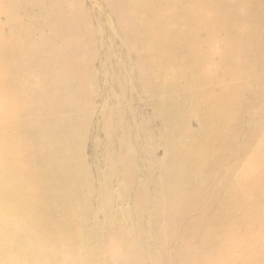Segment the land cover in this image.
I'll return each instance as SVG.
<instances>
[{
    "label": "rangeland",
    "instance_id": "rangeland-1",
    "mask_svg": "<svg viewBox=\"0 0 264 264\" xmlns=\"http://www.w3.org/2000/svg\"><path fill=\"white\" fill-rule=\"evenodd\" d=\"M30 1H32V2L38 1V3L37 4L35 3L31 9V7H30L31 5L29 6V3H28ZM30 1L29 0H22V1L21 0H8V1L7 0H3V1L0 0V5H1L0 6V41L4 40L5 42L8 43V44L5 43L6 47H5V45L3 46L0 43V93L4 92L7 94V96L5 98L1 97V95H0V264H62V263L63 264H71V263L72 264H77V263H79V264H103V263L104 264H120L121 263V264H123L124 260H125V264H159V262H160V264H187L189 261L191 262V263L189 262L190 264H226V263L227 264H230V263L231 264H233V263L241 264L240 262L243 261V256H242V254L240 255V253L246 252L247 247L245 245V242H243V240H242V243L239 241V235L241 233L240 231H242V232L245 231L247 225L244 224L245 222L240 223V218L245 214V207L251 216V206H252L251 204H254V203L259 204V206H258L259 210H262L264 212V192H263L264 191V168H263V164H262L263 162L260 163L261 158L259 157V156L263 157V155L260 153L262 150L258 149L260 143L264 142V117H263V113H264L263 112L264 111V89H263L264 88L263 87L264 86V83H263L264 77H262V75L264 76V70H263V68H264V66H263V64H264V50H262V48L264 49V43L261 42L262 40L264 41V39H263L264 34L262 33V32H264V25H263L264 24V4H263L264 0H260V3L262 2V5L259 4V2L257 3L258 5L261 6V7L258 6V8L256 7L257 5L255 3H253V5H252L251 2H246L244 0V1L238 2L234 8L231 6L232 8L231 7H225V8H227L226 10L224 8L223 9L221 8V10H219V11L213 10L212 14L211 13L209 14L210 11L206 13L203 9H201L202 4H198V5L194 6V8H195L194 10H195V12L199 18L207 17V19L209 21L215 22L214 24H216L218 22H220V24H223V21H224V27H225V29H222L219 33L214 29V27H212L214 29V31H211L209 33V34H211L210 36H212V38H210V41L207 44V51L211 54L212 61L206 64L207 65L206 71L208 73H210V72L216 73L217 72L218 78H221V80L223 79V83H222L223 86L221 87L222 90L219 89V90H221L222 93H220L219 97H220V101H222L224 99L226 101L225 102L222 101V103H217V100L216 101L210 100L212 105H209V106L211 108L212 113L214 114V113L220 112V110H225L229 114L231 119L228 118L227 119L228 121H224L223 124H220L219 122L214 123V126H216L214 129H216L217 131L216 130H213V131H215V134H217V135L213 138V140H212L213 143H212V141L207 143L205 148H202L201 145H199V144H200L201 140H203L202 137L204 136L203 133L205 130H206L207 134L211 133L212 129H209L211 125L210 126H207V125H209L208 122H210V124H213V122H212L213 120H212V118H210V117L207 118L205 116V111L203 110V108L200 107L201 105L196 104L197 106L195 105V107L193 108V103L197 99V95H195V93H193V90L191 88H189V86L186 88L185 82L178 77V74L181 71V69L187 68L186 66L184 67V65L183 66L177 65V66H175V68L173 67L171 70L168 69L169 71H171L170 73H173L172 76L174 78L162 79V78H160V75H159V76H157L159 79L158 80L159 82L156 81L152 85H149L151 87H148V85H144V86L142 85L141 86L137 82H135L134 84H136V87L138 86L137 89L140 91V93L142 92L141 94H143V95H141L139 93L140 95L138 94L139 97L137 99H135V97H133V95H132V99L126 97L127 99L124 98V100H123V98L119 97L117 89L114 86L113 87L115 89H113L112 86L109 87V79L108 78L106 79L104 74L102 75V73L100 72V69H96V67L99 65V60H100L99 58H100L101 54H103V52H104V49H101L100 44H98V43L103 38L106 39V37L109 34H112L113 32H112V30H110V27L108 25L103 26L102 28L99 29L97 26L96 19H93V18L95 17V18H97V20L102 19L99 21H102L103 23H105V21H107L109 23V20L110 21L113 20L111 17H113V18L117 17V16H115V14H114V16H111L112 10H111V14L108 11H106L100 3L101 0H90V1L84 0V2H83V0H79L78 3H77V0H47V1L46 0H30ZM39 1H40V3H39ZM85 1L86 2L88 1V3L85 4ZM130 1L131 2H137L136 0H129L126 2H130ZM178 1H181V0H178ZM203 1L204 2H214L215 6L217 5L218 2H220V4H221V2H225L222 0L221 1H219V0H196L195 2H203ZM6 2H7V5H6ZM65 2L70 3L71 5L66 4ZM147 2H149V1H147ZM19 3L21 5H19ZM40 4H42V5H40ZM80 4H81V6H80ZM54 5H56V6H54ZM72 5L74 8L73 10H71ZM125 5H127V4H125ZM41 6H42V10L39 9ZM77 6H79V7H77ZM83 6H84V8L85 7L86 8L84 9ZM87 7H88V9H87ZM249 7H250V9H249ZM253 7H255V8H253ZM9 8H10V10H9ZM46 8H47V10H46ZM82 8L84 9L83 11L88 12L90 14V17L92 18L91 25H93L91 27H93V28H86L85 24H83L82 21H79L80 20V18H79L80 13L83 14L82 11L80 10ZM94 8H96V9H94ZM256 8L259 9V11L257 10L258 12L255 10ZM37 9H39V10H37ZM77 9L80 10V13H78V14H76L77 11H75ZM91 9H92V12H91ZM125 9L128 10L129 6H126ZM205 9H207V7ZM2 10H4V11L2 12ZM13 10H14V12H13ZM32 10L35 13L33 15H29V17H28V15H26V13H28ZM102 10L104 11V13L101 16L99 14ZM251 10H254V11H251ZM73 11H75V13ZM248 11H249V13H248ZM250 11H251V14H250ZM253 12L254 13L256 12L258 14H253ZM16 13H17V15H16ZM24 13H25V16L23 15ZM53 13H54V18L52 20L50 18V14H53ZM38 14L41 16H39ZM74 14H76L77 16H75ZM47 15H49V16H47ZM55 15L57 16V18H55ZM68 15H69V17H68ZM73 15L76 19L73 17ZM78 15H79V17H78ZM256 15H258L259 17ZM32 16H34V17H32ZM45 17H46V19H45ZM217 17H218V19H217ZM257 17H258V19H257ZM17 18H19L20 20ZM93 20H94V22H93ZM53 21L54 22L59 21V22L55 23L56 24L55 25ZM114 21H115V19H114ZM39 22H40V24H39ZM47 22H49V25L47 24ZM232 22L234 23V25ZM258 22H260V23H258ZM50 23L52 25H50ZM25 24H27V27H29V25L32 26V29L35 30V31H32L30 33L32 35V37L30 36V38H32V41H31L32 44L38 43V41H36L38 38H40L41 40H42V38L43 39L47 38V40L45 39V43L48 44V42H49L48 40H50V43H52V44L49 43L50 46L51 45L53 46L55 43L58 44V41H59V44L58 45L55 44L54 47L52 48V50L50 49L49 50L50 52L46 53V55H48V56L53 55V54L57 55L55 52H57L58 54H61L62 52H64L61 55L62 56L64 55L65 58L67 57L68 63L71 59H73V62L77 61V62H75L76 64L78 62L79 63H82V62L85 63V64L82 63L81 72L79 71L77 73L78 77L77 76L74 77L73 72H75V71L71 72L70 67H68V65H67V60L65 59L66 60V63H65V60H62V57H60L61 55H59L61 61H60V59H59V62H58V60L56 61L59 63V64H57L58 65L57 69H58V73H59L58 78L62 77L61 81H63L64 79H69L70 82H73L72 86L70 87V92H72L73 94H71L68 91L69 89L67 90L68 95H66L67 100L65 99V101H68V103L64 102L62 107H60L61 104H57L56 105L57 107H55L53 110L50 111L48 109V106H47L48 103H45V106H38V102H36V98L35 97L32 98L33 96L30 94V91H29L30 88L28 89V88L22 87V89H21V87L19 85L17 87L16 81H13L16 79L15 78V75H16L15 74V65H14L15 63H14V61H13L14 64L11 63L12 61L9 58V54H7V53H9L8 51L10 50L11 46H12V48H13V46L16 48L17 43H18L17 42L18 38H17V35L15 33H14L15 35L11 34L10 31H13L12 28H14V31H17L20 33V31L22 30L21 27L22 26L25 27L26 26ZM94 24H95V26H94ZM35 25H37V26H35ZM262 25H263V29H262ZM258 26H259V28H258ZM36 27H37V30H36ZM49 27H52V28L50 29ZM82 27H83V29H82ZM215 27H217V26H215ZM10 28H11V30H10ZM25 28H23L22 33H20L21 36H22V34H23V36L24 35L27 36V34H25V32H23L24 30H26ZM85 28L88 31L91 30L92 32L91 31L88 32ZM104 28H106V29H104ZM61 29H62V31H61ZM84 29H85V31H87L86 33H85V31H82ZM94 29H96V30H94ZM6 30L8 33L6 32ZM37 31H39V32H37ZM82 32H83V35H82ZM95 32L97 34H95ZM19 33H17V34L19 35ZM26 33H28V32H26ZM35 33H37V34H35ZM71 33H72V35H71ZM260 33H261V39H260V37H258V36H260ZM30 34H28V36H27L28 39H29ZM39 34H41V36ZM54 34H56V35H54ZM75 34H77V35L75 36ZM86 34H89V37ZM8 35L10 36V38ZM37 35H39V36H37ZM57 35H59V38ZM98 35H99V37H98ZM73 38H74V41H73ZM245 38L247 40L246 42H245ZM7 39H10V40L13 39L12 40L13 43ZM55 39H57V40H55ZM63 39L65 42L64 43L65 46H64V44H62ZM75 39H76L77 43L75 42ZM33 40L36 43H34ZM88 40H89V42H88ZM15 42H17V43H15ZM93 42L94 43L96 42V44L94 45ZM259 42H261V44ZM235 43L237 44V46ZM246 43H247V45H245ZM47 44H45V45H47ZM74 44H75V46H73ZM78 44H80V45H78ZM105 44L108 45L107 42H105ZM69 45H70V47H69ZM85 45H86L87 50H84ZM90 45H91V47H90ZM57 46L60 50L57 49ZM71 46H72V48H71ZM92 46L96 47L97 49L92 48ZM65 47H66V49H65ZM88 47H90L89 48L90 50L88 49ZM68 48H71V50H73V48H74V51H71V53H65V52H68ZM79 48L81 49V51ZM259 48H260V50H259ZM55 49H57V50H55ZM93 49L95 52L96 51L99 52L98 58H96L97 55L95 54ZM54 50H55V52H54ZM77 50H79V51H77ZM245 50H247L246 51L247 53L245 52ZM87 51H90L89 54L87 53ZM146 51H147V49H146ZM229 51H231V52L229 53ZM248 51H249V53H248ZM252 51H254V52H252ZM255 51H256V53H255ZM258 51L259 52L261 51L262 55H261V53H258ZM81 52H83L82 54L87 53L86 56H85V54L82 56ZM163 52H165V51L164 50L160 51L159 54L162 55L163 57H167V56H164ZM239 52L241 54H239ZM245 53L248 55L247 57L245 56L246 55ZM66 54H68V56H65ZM148 54H149L150 58H158V57H156L158 54L156 51H155V53L150 52ZM256 54H259V55H256ZM71 55H73L74 58ZM76 56L77 57L79 56V57L76 58ZM91 56L92 57L94 56V57L92 58ZM225 56L228 57L227 60H226ZM86 59H88V60H86ZM232 59H234V60H232ZM85 61H88V62L86 63ZM63 62H64V65H62ZM95 62H97V64ZM224 62L225 63L227 62L228 65H227V63L224 64ZM258 62H259V64H258ZM11 64H12V67L11 66L9 67V65H11ZM140 65H139L140 68H138V71L142 75L144 73V72H142V70L144 71L145 67L142 64H140ZM188 65L191 66L192 63L189 62ZM60 66H61V69H62V66H64L63 71L59 68ZM83 66H84V68H83ZM180 66H181V68H180ZM222 66H224V67L227 66V68H224V67L222 68ZM251 66H252V68H251ZM177 67H179L180 70H178L176 72ZM256 67H258V68H256ZM64 68H66V69H64ZM68 68L70 69L69 70L70 72L67 71ZM238 68H239V70H238ZM246 68L248 70H246ZM59 69H60V71H59ZM139 69L140 70L142 69V70L140 71ZM84 71L86 72V75H85ZM241 71H242V73H241ZM252 71H253V73H252ZM236 72H238V73H236ZM239 72H240V74H239ZM64 73H66V74H64ZM97 73H98V75H97ZM213 73L211 74L212 76L214 75ZM79 74H81V75H79ZM237 74L239 75V77L236 76ZM241 74H242V76H240ZM253 74H254V76H253ZM65 75H66V77H65ZM71 75H72V77H71ZM256 75L259 78H257ZM3 76H5V78H6L5 83L8 85V88L7 87L5 88L6 91L3 90V87L1 86V83H2L1 78ZM13 77L15 79H12ZM178 78H179V80H181V82L178 80ZM215 78H217V77H215ZM161 79H162V81H161ZM171 79H172V81H171ZM253 79H254V81H253ZM75 80L80 84H78V83L76 84ZM79 80H80V82H79ZM177 80H178V82H180L179 84H178ZM230 80H234V81L231 83ZM249 80H250V82H249ZM261 80H263V81H261ZM92 81H94V82H92ZM173 81L176 83V85L173 83ZM259 81L261 82V85H259V83H260ZM14 82H15V84H14ZM91 82H92V84H91ZM164 82H165V86H164ZM256 82H258V83H256ZM19 83H21V78L18 80V84ZM159 83H160V85H157ZM96 84L99 86H97ZM100 84H102V85H100ZM154 84H156L157 86ZM90 85H93V86H91L92 89L89 87ZM171 85L173 86L174 89L171 87ZM177 85H179V86L176 87ZM158 86H159V88H158ZM160 86L165 87L167 89L163 88V90H162V87H160ZM140 87L142 90L140 89ZM76 88H77V90H76ZM95 89H97V91H95ZM105 89H107V90H105ZM153 89H155L154 93H152ZM248 89L252 92H249ZM102 90H103V92H102ZM108 90L110 91V93L112 91V93L116 96L115 98H118L117 104L115 101L113 103V105H114L113 110L117 109L116 113L120 117H122L121 118L122 125H123L122 127L124 129H127V130L130 127H131V129L133 128L132 130L129 129V130H131L130 134L127 135L129 139L124 140V144L121 141L118 142V140H120L122 135L114 132L113 127H115V122H114V120L110 119V117H108L109 116L108 113L111 112V101H113V99L110 101L107 98ZM164 90H165V92H164ZM171 90H173L174 93H172ZM258 90L261 92H259ZM24 91H28V92H25L27 94V98L25 96L26 94L24 93ZM113 91H115V92H113ZM58 92L59 93H57V91H56V93H55L56 97L61 96L60 95L61 92L60 91H58ZM76 92H78V93H76ZM147 92H148V95H147ZM160 92L163 93L164 96H161L162 94ZM18 93H20V96ZM165 93H166V95H165ZM169 93H171V94H169ZM247 93H249V95ZM254 93H256L255 94L256 99H254ZM74 94H76V95L74 96ZM79 94H80V96H79ZM102 94H103V96H102ZM158 94L161 96L162 103H165L164 106L162 104L159 105L161 100L159 99L160 96ZM167 94H169V95L167 96ZM177 94H178V96L176 97ZM93 95H94V97H93ZM171 95H172V97H171ZM16 96H18V98H20L21 100L17 99ZM145 96L147 97V99L149 97L148 100L151 102H149L148 100L146 101ZM70 97L73 99H71ZM178 97L180 98V101L178 100L179 99ZM28 98H32V100H30ZM96 98H98V99H96ZM166 98H168V99L166 100ZM171 98H172V100L174 99V101H172ZM14 99H15V101H14ZM16 99L19 101H17ZM129 99H131V100H129ZM143 99H144V101H142ZM259 99H261L259 101V103L260 102L261 103L258 105L257 102ZM70 100H71V103L69 102ZM75 100L76 101L79 100V102L77 101V103H76ZM101 100L102 101L104 100V101L102 102ZM107 100L109 101V103H107ZM126 100H127V102H125ZM133 100L136 101V103ZM184 100H186V102ZM26 101H31L30 106L32 109L30 108L28 103H26ZM72 101H75V102H72ZM84 101H85V104H87V105L84 104ZM89 101H90V103H89ZM100 101H101V103H100ZM163 101H165V102H163ZM251 101L253 104H251ZM255 101H256V103H254ZM19 102L21 104H19ZM22 102H23V104H22ZM143 102H144V104L145 103L146 104L144 105ZM173 102H175V103H173ZM247 102H248V104H247ZM14 103H15V105H14ZM78 103H79V107H78ZM132 103H134V104H132ZM170 103H171L172 107H170V106L168 107V104L170 105ZM65 104H66V107H68L69 111L70 110H71V112L73 111L72 112L73 116L71 115V112L69 114L68 109H66V107H65ZM80 104H81V107H80ZM182 104H183V107H182ZM262 104H263V106H262ZM19 105H21V107ZM73 105H75V106H73ZM122 105H124V106L126 105V106L124 107ZM138 105H139V107H138ZM173 105H175V106L173 107ZM223 105H225V106H223ZM132 106H135V107H132ZM143 106H144V108H143ZM187 106H188V108L190 107L189 108L190 110L189 109L186 110ZM38 107H41L42 111H39ZM101 107H103L102 110H101ZM128 107H129V111H128V109L126 110V108H128ZM136 107H138V109H136ZM258 107L260 109L263 108V110L260 111ZM140 108H142V109H140ZM249 108L250 109L252 108L250 113H249V111H250ZM16 109H18V110H16ZM74 109H76V110H74ZM120 109H122V110H120ZM257 109H258V111H257ZM64 110L65 111L67 110V111L65 112ZM242 110H243V112H242ZM31 111H33V112H31ZM100 111H102V112L100 113ZM42 112H44V114ZM67 112H68V115H66ZM90 112H92V114ZM142 112L144 114H142ZM259 112H262V113H259ZM33 113L34 114L38 113L39 116H38V114L35 116V115H33ZM97 113L99 114L98 117H97ZM244 113L246 115H244ZM42 114H43V116H41ZM250 114H252L253 118L251 116H249ZM92 115H94L95 118H94V116L92 117ZM155 115L157 116L156 117L157 120L154 119ZM196 115H197V117L201 116L200 120L201 119L202 120L197 121V119H195V118H197ZM14 116H16V117H14ZM69 116H72V117H69ZM75 116H77L78 118ZM145 116H146V118H145ZM167 116H168V118H167ZM193 116H195V117H193ZM106 117H108V118L106 119ZM140 117H141V119H140ZM176 117L178 118V120ZM180 117L182 118L181 122L179 121ZM162 118H164V120ZM203 118H204V120H203ZM233 118L235 121H229V120H232ZM260 118L262 119V122H261ZM34 119H35V121H34ZM68 119L70 120V123H69ZM133 119H134V121H132ZM135 119H136V121H135ZM53 120L55 121L54 124L50 123ZM93 120H95L96 122ZM110 120H112L113 123ZM189 120H190V122H189ZM217 120L218 119L216 118V121ZM248 120H249L250 124L247 125V123H249ZM74 121L76 122L75 125H73V123H75ZM79 121H80V123H79ZM128 121L131 123H129ZM137 121L138 122L141 121L143 124H141V122L138 123ZM148 121H150V122H148ZM48 122L50 124H49V126H46V123H48ZM108 122H109V125L106 124ZM124 122H125V124H124ZM135 122H136V124H134ZM38 123H39V125H37ZM63 123H64V125H63ZM152 123H153V125H152ZM189 123H191V124H189ZM218 123H219L220 127H218V125H217ZM232 123H233V125H232ZM245 123H246V125H245ZM92 124H93V126H92ZM101 124L103 127L101 126V128H100ZM104 124H106V125H104ZM126 124L129 125L130 127L129 126L125 127ZM137 124H139L140 126L139 125L137 126ZM144 124H145V126H144ZM180 124H181V126H179ZM201 124L203 127L201 126ZM228 124L230 126L229 131L226 128V126ZM34 125H36V126H34ZM61 125H63V126H61ZM72 125L75 127H73ZM76 125H77V127H76ZM135 125L137 127H141L142 125H143L142 126L143 128L146 127L145 130L143 129V131H145L143 133H146V134L141 133V134H143V136H140V133L135 131V128H137ZM147 125L151 126L150 128H153L155 125L154 129H156V133L158 132V134H156V136L158 138H154V137H156V136H154L155 134H152V137L150 136L151 134H149L147 132V130H148ZM235 125H237L238 127ZM256 125H258V126H256ZM37 126L44 129V130L41 129L44 137H41L42 136L41 132L35 130L36 129L35 127H37ZM87 126H88V128H87ZM107 126H109V127H107ZM229 126H227V127H229ZM61 127L63 128L64 131L63 130L61 131V129H62ZM239 127H240V129H239ZM189 128L191 129L190 131H188ZM202 128H205V129H202ZM206 128H208L209 130ZM250 128H251V131L249 130ZM252 129H254V130H252ZM105 130H107V131H105ZM162 130H163V132H162ZM185 130L188 132H185ZM193 130H196L195 133ZM33 131H35L36 133ZM218 131H220V132H218ZM239 131H240V133H239ZM253 131H254V133H253ZM68 132H71V133H68ZM159 132H160V134H159ZM165 132H167V133H165ZM190 132L192 135L190 134ZM45 133H47L46 136H45ZM74 133H75V135H74ZM136 133H139L140 138H138V136L137 137L135 136ZM238 133H239V135H238ZM30 134H31V136H29ZM38 134H40L39 136L41 138H39ZM77 134H79V135H77ZM83 134L86 136H84ZM220 134H222V135L220 136ZM243 134H245V135L243 136ZM115 135H116V138H115ZM173 135H175V136H173ZM179 135L181 136L180 138L183 137L182 139L184 140V142L182 139L179 138ZM94 136H96L95 137L96 139L93 138ZM149 136L151 137L150 139H149ZM159 136H160V138H159ZM194 136H195V138H194ZM36 137L38 139H36ZM45 137H47V138H45ZM216 137H218V138H216ZM230 137H232V138H230ZM34 138H35L34 141H36V140H39V141L34 142L33 141ZM188 138H189V140H188ZM221 138H223V142H222ZM240 138H241V140H240ZM49 139H51L52 141H49ZM82 139L85 141L83 142ZM115 139H117V140H115ZM139 139H141V140H139ZM28 140H30V141H28ZM46 140H48V141H46ZM144 140H147V141H144ZM154 140L156 142H154ZM178 140L180 142L179 144H177ZM233 140H234V142H233ZM31 141H32L33 145L31 144ZM46 142H48V143H46ZM73 142H74V145L72 144ZM77 142H79V146L77 145L78 144ZM92 142L94 144L96 142L97 143H96V145H94ZM107 142H108V144H107ZM171 142L173 143L172 145L170 144ZM227 142L229 145L227 144ZM81 143H85V144L83 145ZM162 143H164V144H162ZM166 143L168 144V148H167ZM47 144H48V146L50 144V146H52V148L50 146L47 147ZM69 144H71V146ZM127 144H129V145H127ZM174 144H175V146H174ZM104 145H105V147H104ZM114 145H115V147H113ZM152 145H153V147H152ZM76 146H77V148L74 150V148ZM83 146H85L84 147L85 149H83ZM96 146H97V148H96ZM131 146H133V147H131ZM135 146H137V148ZM226 146H228L230 148V150L228 147L226 149L229 150V151L227 150V152H228V154H231V155H227V152H226L225 153L226 156L224 157L222 155L224 152L221 151V149L223 150ZM255 146H256V148H255ZM107 147H108V149H107ZM177 147H178V149H177ZM216 147H218V148H216ZM243 147H244V149H243ZM138 148H139V150H138ZM184 148H187V149L184 150ZM60 149H62V152ZM140 150H141V152H140ZM148 150H150L151 152H149ZM83 151L85 154L83 153ZM128 151H129V153H128ZM146 151H148L147 152L148 154L146 153ZM231 151H232V153H230ZM240 151H241V153H239ZM234 152L236 154L235 156H233ZM199 153H200V155H199ZM204 153L206 156H204ZM49 154H52V156H54L55 162H54V166L52 167V169L48 168L44 164V161H43L44 157L49 155ZM115 154H116V156L114 157ZM117 154H119V155H117ZM80 155L83 157H81ZM88 155L90 157L91 156L92 157L90 158ZM94 155H96V160H95ZM86 156H88V157H86ZM242 156H243V158H242ZM93 157H94V159H93ZM139 157H140V161H138ZM79 158L80 159L82 158L83 161L82 160L80 161ZM187 158H188V160H187ZM224 158H226V160ZM227 158H228V160H227ZM117 159H120V161ZM219 159H221V160H219ZM151 160H152V163H151ZM130 161H132V162H130ZM142 161H144V163H142ZM158 161H159V163H158ZM61 162H62V164H61ZM94 162L97 165H95ZM115 162H117L118 164L121 163L120 164L121 166ZM235 162L237 164H235ZM124 163H126V164H124ZM135 163H136V165H135ZM155 163H156V165L153 166L152 164H155ZM165 163H167L168 165ZM112 164H114V165L116 164V165L114 166ZM132 164H134L135 166ZM158 164H160V166ZM170 164H173V165H170ZM174 164L176 165V167L174 166ZM207 165H209L210 167ZM59 166H60V168H58ZM132 166H133V170H132ZM162 166L164 169L162 168ZM170 166H174V167H170ZM218 166H219V168H218ZM113 167H115L117 169L118 173H115L116 169ZM97 168L100 169V172H99V169L96 170ZM154 168L155 169L157 168L158 171H156L157 169L155 170ZM165 168L166 169L169 168V170H166ZM205 168H206V170H205ZM89 169H91V171H89ZM144 169H145V171H144ZM230 169H231V172H230ZM240 169L242 171L241 174H240ZM247 169H249L251 172L252 186H254L253 190H251V187L246 185V184H248L247 182H245V183L241 182L243 184L241 186L240 183H238V179L236 177L238 174L244 175L243 173H245V171ZM35 170L37 171V173ZM92 170L94 171V173L92 172ZM226 170H228V171H226ZM61 171L63 172V174H61L62 173ZM201 171H202V173H201ZM215 171H217L216 174H215ZM56 173H58V174L60 173V174L58 175ZM114 173H115V176H114ZM173 173H175L178 177ZM144 174H146L145 175L146 177L144 176ZM178 174L180 175V177ZM202 174L204 177L201 176ZM233 174L235 177H233ZM117 175H119V176H117ZM121 175H123V176H121ZM125 175H127L128 177ZM170 175H171V177H169ZM206 175L208 178H206ZM50 176L51 177L53 176V177L50 179ZM157 176L159 177V179L157 178ZM100 177H101V179H100ZM143 177H144V179H143ZM164 177H166V178H164ZM168 177H169V179H167ZM230 177H232L233 181H235V187L227 188L225 185H223V180H224V178H230ZM58 178L60 180H57ZM150 178H152L154 181ZM84 179H86V180H84ZM161 179H163V181H161ZM180 179H182V180H180ZM66 180H68V181H66ZM166 180H168V181H166ZM70 183H72V184H70ZM148 183H150V184H148ZM156 183L158 184V186L156 185ZM142 185H143L144 189H143ZM154 185H156V186H154ZM161 185H163V186H161ZM95 186H96V188H95ZM93 187L95 189H93ZM157 187H159V189ZM199 187H200V189L197 190V188H199ZM146 188H148V189H146ZM164 188H166V189H164ZM201 188H203V190ZM248 188H249V190H248ZM257 188L261 189L262 192H257L256 191ZM161 189L165 190L164 191L165 194H164L163 190H161ZM80 190H81V192H79ZM90 190H92V191H90ZM167 190H169V192ZM186 190H187V192H186ZM219 190H220V192H219ZM174 191H176V192L174 193ZM223 191H226L227 195H228V200H227L226 204L222 203L223 194H224ZM94 192H95V194H94ZM100 192H101V194H100ZM151 192H153V193H151ZM192 192H195V194ZM222 192H223V194H222ZM72 193H74L73 196H72ZM81 193L82 194L85 193V194L82 195ZM196 193H197V195H196ZM99 194L102 196V198H101V196L99 197ZM156 194H157V196H156ZM208 194H210V195H208ZM172 195H173V197H172ZM194 195H196V196L194 197ZM62 196H64V199ZM82 196L84 197V201H83ZM90 196H93V197H90ZM75 197L76 198L78 197V198L76 199ZM168 197H169V199H168ZM106 198H107V200H106ZM157 198H160L161 200L157 199ZM172 198H173V200H172ZM187 198L193 199L195 201V205L193 206V204H194L193 200L187 201L188 200ZM151 199H152V201H151ZM53 200H54V202H53ZM170 200H171V202H170ZM154 201H156V202H154ZM160 201H161V203H160ZM84 202H85V204H84ZM139 202H140V204H138ZM188 202H190L192 205L190 203L188 204ZM115 203H116V205H115ZM95 204H96V206H94ZM134 204H136V205H134ZM157 204L159 205L158 207H157ZM197 205H199V206H197ZM52 206H53V209H52ZM85 206L87 207V209ZM99 206H100V208H99ZM174 206H176L177 208L176 207L174 208ZM188 206H189L190 212H193V213L187 212L188 210L186 208H188ZM83 207H84L85 211H84ZM114 207H116V208H114ZM56 208H57V210H56ZM122 208H124V209H122ZM183 208H184V210H183ZM210 208H212V209H210ZM181 209L183 210L182 211L183 213L182 212L178 213V210L181 211ZM99 210L101 212H103L102 213L103 215L101 214V212ZM128 210H129V212H128ZM152 211H153V214H152ZM145 212H147V213H145ZM94 213H95V215H93ZM185 213H186V215H185ZM189 213L191 215H188ZM196 214H198V215H196ZM226 214L228 215V217L231 216L232 221L236 220V215H237L238 225H240V226H238V225L237 226L236 225L225 226L223 222L225 221V215ZM83 216H85L86 219ZM121 216L123 218H121ZM137 216H140V217H137ZM212 216H213V219H212ZM192 217L194 220L192 219ZM263 217H264V213H263ZM128 218H129V220H128ZM94 219H95V221H93ZM140 219H142V220H140ZM168 219H169V221H168ZM199 219L201 222L199 221ZM82 220H83V222L84 221L87 222L88 220L90 222L86 223V226H85V223H83ZM137 220L138 221L140 220V221L138 222ZM174 220H176V222ZM214 220L216 223L214 222ZM97 221H98V223H96ZM101 221H102V223H101ZM103 221L105 222V224ZM189 221L191 222V224ZM192 221L194 223H192ZM158 222H160V223H158ZM138 223H140L141 225ZM162 223H163V225H162ZM93 224H94L95 228H93ZM189 224L191 226H193L195 224V227L198 225L197 226L198 228L197 227L195 228L193 226L192 230H194V231H192L191 226H189ZM169 225H171L172 227ZM88 227L92 230L91 231H90V229L88 230ZM96 227L98 230L96 229ZM104 227H106V229ZM213 227H215V228L213 229ZM99 230L101 233L99 232ZM101 230L104 232H102ZM153 231H155V232L153 233ZM158 231H159V233H158ZM185 231H187V234ZM190 231H192V232H190ZM95 232H97V233H95ZM137 232H138V234H137ZM92 233L93 234L95 233V234L92 235ZM169 233H171V234H169ZM191 233L193 234L192 237H190ZM89 234H90V236H89ZM96 234H97V236H96ZM100 234H101V236H100ZM126 234H127V236H126ZM131 234H132V237H131ZM211 234H212V236H211ZM226 234L228 235V238L226 237ZM91 236H94L93 239ZM144 236H146V237H144ZM159 236L161 237V239L163 241H161ZM95 239H96V241H95ZM103 239H105L106 241ZM123 239H125V241ZM135 239H137L138 241ZM147 239H148V241H146ZM208 239H209V241H208ZM87 240L89 242L86 243ZM91 240H94V241H91ZM56 241H57V243L55 244ZM61 241H62V243H61ZM101 241H102V243H101ZM134 241H136V242L134 243ZM182 241H183V243H182ZM97 243H98V245H97ZM79 244H82L83 247L80 246ZM90 244H92V245H90ZM153 244H155V245L153 246ZM104 245H106L107 247ZM145 245H147V246H145ZM57 246H59L61 248H59ZM65 246H67V247L65 248ZM69 246H70L71 250H70ZM93 246H95L96 248ZM114 246H115V248H114ZM132 246H134V247H132ZM50 247H51V249H50ZM52 247H53L54 251L52 250ZM90 247L92 250L90 249ZM152 247H153V249H152ZM87 248H89V249H87ZM100 248H101V250H100ZM105 248H107V249H105ZM174 248H177V249H174ZM182 248H183V251H182ZM208 248H210V249L208 250ZM78 249H80L81 251L82 250H84V251H82L80 253V251ZM154 249H157V250H155L156 252L154 251ZM58 250H60V252ZM177 250H178V252H176ZM51 251H53V252H51ZM66 251H67V253H69V251H71L70 255L66 254ZM95 251H96V253H95ZM103 251H104V253H103ZM127 251H128V254L126 253ZM137 251H139V252H137ZM91 252H93L94 254H92ZM124 253H126V255ZM62 254L65 257L64 261H63ZM64 254H66V255H64ZM81 254H82V256H81ZM123 254H124V256H122ZM157 254H158V256H157ZM76 255L77 256L79 255L80 257L78 256V258H77ZM83 255L85 257H83ZM96 255H98V256H96ZM181 255H183L182 257H184V258H182ZM89 256H90V258H89ZM119 256H120V259H119ZM156 256H157V258H156ZM95 257H96V260H95ZM115 257H116V259H115ZM121 257H123V258H121ZM154 257L156 258V260L154 259ZM75 258H76V260H75ZM110 258H112V259H110ZM158 258H159V260H158ZM245 258H246V256H245ZM84 259L86 262L84 261ZM88 259H89V261H88ZM91 259H93V260L91 261ZM175 259H177V260H175ZM221 259H224V260L221 261ZM55 260L58 262H56ZM74 260H75V262H74ZM82 260H83V262H82ZM114 261H116V262L113 263Z\"/></svg>",
    "mask_w": 264,
    "mask_h": 264
},
{
    "label": "bare ground",
    "instance_id": "bare-ground-1",
    "mask_svg": "<svg viewBox=\"0 0 264 264\" xmlns=\"http://www.w3.org/2000/svg\"><path fill=\"white\" fill-rule=\"evenodd\" d=\"M3 1V0H2ZM8 1V0H7ZM22 1V0H21ZM30 1V0H29ZM47 1V0H46ZM88 1H90V0H88ZM88 1L86 2L85 1V4L86 3H88ZM126 1H129V0H101V5L104 7V9L106 10V11H108L110 14H111V10H112V14H111V16H114V14H115V16H117V17H111L113 20H109V23L107 22V21H105V23H103L102 21H99V20H102V19H99V20H97V18H95L94 16V18L93 19H96V22H97V26H98V28L100 29V28H102L103 26H106V25H108L109 27H110V30H112V34H109L107 37H106V39H104L103 37V39L102 40H100V42L98 43V44H100V48L101 49H104V52H103V54H101V56H100V60H99V65L96 67V69H100V72L102 73V75L104 74V76L106 77V79L108 78L109 79V87L110 86H114L116 89H117V92H118V94H119V97L120 98H123V100H124V98H126V97H128V98H131L132 99V95H133V97H135V99H137L139 96H138V94L140 93V91L137 89L138 88V86L136 87V84H134L135 82H137L139 85H148V87H151V86H149V85H152L153 83H155L156 81H158L159 79H158V77L157 76H159L160 75V78H162V79H169V78H174L173 76H172V74L173 73H170L171 71H169L168 69H172L173 67L175 68V66H177V65H181V66H183L184 65V67L186 66L187 68H184V69H181V71L179 72V74H178V77L181 79V80H183L184 82H185V84H186V88L189 86V88H191L192 90H193V93H195V95H197V99L195 100V102L193 103V108L195 107V105L197 104H199V105H201L200 107L201 108H203V110L205 111V116L207 117V118H212V122H213V124H210V122H208L209 123V125H207V126H210V128L209 129H212L211 130V133H208L207 134V132H206V130L204 131V133H203V137H202V139L203 140H201V142H200V144L199 145H201V147L202 148H205L206 147V144L207 143H209V142H211L212 140H213V138L217 135V134H215V131H213V130H216V129H214L216 126H214V123H216V122H219L220 124H223L224 123V121H228L227 119L228 118H230V116H229V114L225 111V110H220V112H217V113H212V111H211V108H210V106L209 105H212V103H211V101L210 100H214V101H216L217 100V103H222V101L223 102H225L226 100L224 99V100H222V101H220V93H222L221 92V87L223 86L222 85V83H223V79L221 80V78H218V73L216 72V73H213V72H210V73H208L207 71H206V67H207V63H209V62H211L212 61V57H211V54L207 51V44L209 43V41H210V38H212V36H210L211 34H209L211 31H214V29L219 33L222 29H225V27H224V21H223V24H220V22H218V23H216V24H214L215 22H213V21H209L208 19H207V17H202V18H199L198 17V15L196 14V12H195V8H194V6L195 5H198V4H202L201 5V9H203L206 13L207 12H209V14L211 13L212 14V11L213 10H216V11H219V10H221V8L223 9H227V8H225V7H235L236 5H237V3L238 2H241V1H244V0H222V1H225V2H221V4H220V2H218L217 3V5L215 6V4H214V2H195L196 0H181V1H178V0H136L137 2H126ZM147 1H149V2H147ZM219 1H221V0H219ZM246 2H251V4L253 5V3H255L257 6V8H258V6H260V5H258L257 3L259 2V4H261L262 5V2L260 3V0H245ZM44 2V1H43ZM76 2V1H75ZM79 2V0H77V3ZM83 2H84V0H83ZM264 2V1H263ZM24 3V2H23ZM26 3V2H25ZM29 3V6L31 7V9H32V6L36 3H38V1L37 2H32V1H30V2H28ZM39 3H40V1H39ZM47 3V2H46ZM66 3V2H65ZM98 3V2H97ZM96 3V4H97ZM55 4V3H54ZM66 4H70V3H66ZM83 4V3H82ZM92 4V3H91ZM125 4H127V5H125ZM264 4V3H263ZM6 5H7V2H6ZM19 5H21L20 3H19ZM40 5H42V4H40ZM71 5V4H70ZM1 6V5H0ZM38 6V5H37ZM54 6H56V5H54ZM80 6H81V4H80ZM126 6H129V9L128 10H126L125 9V7ZM36 7V6H35ZM67 7V6H66ZM77 7H79V6H77ZM93 7V6H92ZM207 7V9H205ZM231 7V8H232ZM245 7V6H244ZM261 7V6H260ZM259 7V8H260ZM39 8V7H38ZM57 8V7H56ZM83 8H84V6H83ZM80 9L81 11H82V13L83 14H81L80 13V10L79 9H77V10H75V11H77L76 12V14H78V13H80V17H79V15H78V17L80 18V20L79 21H82V23L83 24H85V26H86V28H93V27H91V26H93V25H91V20H92V18L90 17V14L88 13V12H85V11H83L84 9ZM91 8V7H90ZM100 8V7H99ZM218 8V9H217ZM253 8H255V7H253ZM255 9L256 11L258 10L259 11V9ZM36 9V8H35ZM40 10H42V6L39 8ZM39 9H37V10H39ZM50 9V8H49ZM52 9V8H51ZM68 9V8H67ZM74 8H73V5L71 6V10H73ZM87 9H88V7H87ZM94 9H96V8H94ZM229 9V8H228ZM237 9V8H236ZM249 9H250V7H249ZM9 10H10V8H9ZM46 10H47V8H46ZM70 10V11H71ZM230 10V9H229ZM234 10V9H233ZM4 10H2V12H3ZM50 11V10H49ZM64 11V10H63ZM75 11H73L74 13H75ZM237 11V10H236ZM251 11H254V10H251ZM251 11H250V14H251ZM257 11V12H258ZM13 12H14V10H13ZM40 12V11H39ZM44 12V11H43ZM52 12V11H51ZM91 12H92V9H91ZM95 12V11H94ZM263 12V11H262ZM21 13V12H20ZM35 12L32 10V11H30V12H28V13H26V15H28V17H29V15H33ZM55 13V12H54ZM54 13L53 14H50V18L53 20V18H54ZM103 13H104V11L102 10L101 12H100V14L99 15H103ZM246 13V12H245ZM248 13H249V11H248ZM14 14V13H13ZM68 14V13H67ZM76 14H74L75 16H77ZM97 14V13H96ZM253 14H258V13H254L253 12ZM4 15V14H3ZM16 15H17V13H16ZM24 16H25V13L23 14ZM39 15V14H38ZM74 15H73V17H74ZM109 15V14H108ZM5 16V15H4ZM21 16V15H20ZM39 16H41V15H39ZM46 16V15H45ZM47 16H49V15H47ZM97 16V15H96ZM201 16V15H200ZM254 16V15H253ZM256 16H258V15H256ZM18 17V16H17ZM31 17V16H30ZM32 17H34V16H32ZM44 17V16H43ZM68 17H69V15H68ZM259 17V16H258ZM258 17H257V19H258ZM20 18V17H19ZM19 18H17V19H19ZM55 18H57V16L55 15ZM75 18V17H74ZM101 18V17H100ZM255 18V17H254ZM22 19V18H21ZM44 19V18H43ZM45 19H46V17H45ZM76 19V18H75ZM114 19H115V21H114ZM217 19H218V17H217ZM7 20V19H6ZM20 20V19H19ZM3 21V20H2ZM12 21V20H11ZM22 21V20H21ZM49 21V20H48ZM57 21V20H56ZM54 22V24L55 23H58V22ZM77 21V20H76ZM18 22V21H17ZM46 22V21H45ZM50 22V21H49ZM49 22H47V24L49 25ZM78 22V21H77ZM93 22H94V20H93ZM11 23V22H10ZM29 23V22H28ZM31 23V22H30ZM80 23V22H79ZM233 23V22H232ZM243 23V22H242ZM258 23H260V22H258ZM20 24V23H19ZM22 24V23H21ZM24 24V23H23ZM39 24H40V22H39ZM61 24V23H60ZM230 24V23H229ZM237 24V23H236ZM257 24V23H256ZM255 24V25H256ZM26 26V28L25 27H21V29L23 30V28H25L26 30H24L23 32H25V34H27V36H28V34H30L32 31H35L34 29H32V26H30L29 25V27H27V24H25ZM50 25H52L51 23H50ZM56 25V24H55ZM64 25V24H63ZM81 25V24H80ZM79 25V26H80ZM214 25V26H213ZM233 25H234V23H233ZM258 25V24H257ZM264 25V24H263ZM263 25H262V29H263ZM35 26H37V25H35ZM42 26V25H41ZM84 26V27H85ZM94 26H95V24H94ZM215 26H217V27H215ZM260 26V25H259ZM259 26H258V28H259ZM40 27V26H39ZM38 27V28H39ZM212 27H214V29L212 28ZM261 27V26H260ZM50 29L52 28V27H49ZM54 28V27H53ZM85 28V29H86ZM13 29V31H14V28H12ZM16 29V28H15ZM81 29V28H80ZM79 29V30H80ZM82 29H83V27H82ZM85 29L84 30H82V31H85ZM104 29H106V28H104ZM10 30H11V28H10ZM22 30L20 31V33H22ZM36 30H37V27H36ZM46 30V29H45ZM54 30V29H53ZM77 30V29H76ZM75 30V31H76ZM87 30V29H86ZM94 30H96V29H94ZM10 31L11 32V34H16L17 35V38H18V43L17 42H15V43H17V46H16V48L13 46V48H12V46L10 47V50L8 51L9 53H7V54H9V58L11 59V63H13V61H14V65H15V78L13 77L12 79H15V80H13V81H16V84H17V87H18V85L21 87V89H22V87L23 88H30L29 89V91H30V94L33 96H31L32 98H36V102H38V106H45V103H48V109L51 111V110H53L55 107H57L56 105L57 104H61V106L60 107H62V105H63V103L64 102H67L68 103V101H65V99H66V95H68V93H67V90L70 92V87L72 86V84H73V82H70V80L69 79H64L65 77H66V75H65V77L63 78L64 80L63 81H61V78H58V76H59V73H58V65L57 64H59L58 62H59V59H60V57H62V60H67V65H68V67H70V69H71V72L72 71H75V72H73V76L74 77H76L77 76V73L80 71L81 72V65H82V63H75V62H77V61H75V62H73V59H69L70 61H69V63H68V59H67V57L65 58L64 57V55L62 56L61 54L62 53H64V52H62L61 54H58L57 52H55V50H57V49H59L58 48V46H57V49H55L54 50V52L57 54V55H50V56H48V55H46V53H49L50 51V49L52 50V48L54 47V45L56 44H54L53 46L51 45L50 46V44H52V43H50V40H48L49 42H48V44L47 43H45V39L47 40V38H42V40L40 39V38H38L36 41H38V43H36V42H34V40H33V42L34 43H36V44H32V38H30V36L32 37V35L30 34L29 35V39L27 38V36H23V34H22V36L24 37H22L21 35H20V33L19 32H17V31ZM58 31V30H57ZM61 31H62V29H61ZM69 31V30H68ZM71 31V30H70ZM81 31V30H80ZM88 31V30H87ZM87 31H85V33L87 32ZM91 31V30H90ZM90 31H88V32H90ZM228 31V30H227ZM6 32H7V30H6ZM9 32V33H10ZM19 33V35L17 34V33ZM26 32H28V33H26ZM37 32H39V31H37ZM92 32V31H91ZM94 32V31H93ZM97 32V31H96ZM95 32V34H97ZM229 32V31H228ZM256 32V31H255ZM262 32V31H261ZM8 33V32H7ZM103 33V32H102ZM263 34H264V32H262ZM14 34V35H15ZM35 34H37V33H35ZM65 34V33H64ZM63 34V35H64ZM91 34V33H90ZM40 36H41V34H39ZM39 35H37V36H39ZM54 35H56V34H54ZM71 35H72V33H71ZM74 35V34H73ZM77 34H75V36H76ZM81 35V34H80ZM82 35H83V32H82ZM88 37H89V34H86ZM94 35V34H93ZM259 35V34H258ZM257 35V36H258ZM9 36V35H8ZM36 36V37H37ZM43 36V35H42ZM48 36V35H47ZM58 36V38H59V35H57ZM67 36V35H66ZM97 36V35H96ZM217 36V35H216ZM35 37V38H36ZM44 37V36H43ZM52 37V36H51ZM68 37V36H67ZM95 37V36H94ZM98 37H99V35H98ZM258 37H260V39H261V33H260V36H258ZM8 38V37H7ZM9 38H10V36H9ZM75 38V37H74ZM74 38H73V41H74ZM96 38V37H95ZM94 38V39H95ZM16 39V38H15ZM49 39V38H48ZM61 39V38H60ZM70 39V38H69ZM88 39V38H87ZM99 39V38H98ZM259 39V38H258ZM264 39V38H263ZM7 40H9V41H11L12 42V40L13 39H7ZM41 40V41H40ZM55 40H57V39H55ZM59 40V39H58ZM66 40V39H65ZM71 40V39H70ZM255 40V39H254ZM247 40H246V38H245V42H246ZM260 41V40H259ZM53 42V41H52ZM55 42V41H54ZM75 42H76V39H75ZM80 42V41H79ZM83 42V41H82ZM85 42V41H84ZM88 42H89V40H88ZM87 42V43H88ZM105 42H107L108 43V45H106L105 44ZM243 42V41H242ZM261 42H263L264 43V41L262 40ZM261 42H259L260 44H261ZM0 43L4 46L5 45V43L6 44H8L7 42H5L4 40H1L0 41ZM13 43V42H12ZM50 43V44H49ZM65 42H64V39H63V43L62 44H64ZM74 43V42H73ZM77 43V42H76ZM75 43V44H76ZM94 43V42H93ZM244 43V42H243ZM251 43V42H250ZM45 44H47V45H45ZM58 44H59V41H58ZM58 44H56V45H58ZM75 44L73 45V46H75ZM82 44V43H81ZM96 44V42L94 43V45ZM223 44V43H222ZM236 44V43H235ZM257 44V43H256ZM259 44V45H260ZM16 45V44H15ZM78 45H80V44H78ZM245 45H247V43L245 44ZM64 46H65V44H64ZM67 46V45H66ZM236 46H237V44H236ZM262 46V45H261ZM5 47H6V45H5ZM9 47V46H8ZM69 47H70V45H69ZM81 47V46H80ZM90 47H91V45H90ZM90 47H88V49L90 48ZM257 47V46H256ZM259 47V46H258ZM71 48H72V46H71ZM71 48H68V52H65V53H71V51H74V48H73V50H71ZM86 48V45L84 46V50H87V48ZM92 48H94V49H97L96 47H93L92 46ZM91 48V49H92ZM245 48V47H244ZM65 49H66V47H65ZM80 49V48H79ZM83 49V48H82ZM94 49H93V51H94ZM99 49V48H98ZM100 49V50H101ZM146 49H147V51H146ZM229 49V48H228ZM240 49V48H239ZM7 50V49H6ZM60 50V49H59ZM90 50V49H89ZM165 51V52H163V54H164V56H167V57H163L162 55H160L159 54V52L160 51ZM255 50V49H254ZM259 50H260V48H259ZM262 50H264L263 48H262ZM77 51H79V50H77ZM80 51H81V49H80ZM155 51L158 53L157 54V56L156 57H158V58H150L149 57V54L148 53H155ZM247 50H245V52H246ZM53 52V51H52ZM51 52V53H52ZM53 52V53H54ZM89 52L90 51H87V53L89 54ZM95 52V51H94ZM231 51H229V53H230ZM243 52V51H242ZM251 52V51H250ZM252 52H254V51H252ZM50 53V54H51ZM73 53V52H72ZM83 52H81V54H82ZM86 53V54H87ZM93 53V52H92ZM98 53L99 52H95V54L97 55L96 56V58H98ZM147 53V54H146ZM233 53V52H232ZM247 53V52H246ZM245 53V54H246ZM248 53H249V51H248ZM255 53H256V51H255ZM258 53H261V51L259 52L258 51ZM78 54V53H77ZM80 54V55H81ZM85 54V53H84ZM84 54H82V56L84 55ZM86 54H85V56H86ZM238 54V53H237ZM239 54H241L240 52H239ZM244 54V55H245ZM5 55V54H4ZM59 55H61L60 57H59ZM74 55V54H73ZM73 55H71L72 57H73ZM252 55V54H251ZM256 55H259V54H256ZM261 55H262V53H261ZM65 56H68V54H66ZM81 56V57H82ZM89 56V55H88ZM148 56V57H147ZM229 56V55H228ZM232 56V55H231ZM246 57L248 56L247 54L245 55ZM8 57V56H7ZM79 57V56H78ZM77 56H76V58H78ZM92 57V56H91ZM94 57V56H93ZM92 57V58H93ZM179 57V58H178ZM224 57V56H223ZM226 57V56H225ZM262 57V56H261ZM74 58V57H73ZM75 58V59H76ZM85 58V57H84ZM91 58V59H92ZM95 58V59H96ZM227 58L228 57H226V60H227ZM233 58V57H232ZM260 58V57H259ZM9 59V60H10ZM74 59V60H75ZM103 59V60H102ZM223 59V58H222ZM253 59V58H252ZM4 60V59H3ZM6 60V59H5ZM58 60V62H56ZM66 60H65V63H66ZM81 60V59H80ZM84 60V59H83ZM86 60H88V59H86ZM224 60V59H223ZM232 60H234V59H232ZM246 60V59H245ZM60 61H61V59H60ZM82 61V60H81ZM98 61V60H97ZM253 61V60H252ZM259 61V60H258ZM8 62V61H7ZM86 63L88 62V61H85ZM189 62H191L192 63V65L191 66H189L188 65V63ZM257 62V61H256ZM6 63V62H5ZM75 63V64H74ZM96 64H97V62H95ZM227 63V62H226ZM225 62H224V64H226ZM246 63V62H245ZM83 64H85V63H83ZM140 64H142L145 68H144V71L142 70V72H144L142 75L140 74V72L138 71V68H140L139 67V65ZM236 64V63H235ZM251 64V63H250ZM258 64H259V62H258ZM62 65H64V62H63V64ZM66 65V64H65ZM91 65V64H90ZM95 65V64H94ZM218 65V64H217ZM227 65H228V63H227ZM240 65V64H239ZM245 65V64H244ZM252 65V64H251ZM12 67V64L11 65H9V67ZM141 66V65H140ZM181 66H180V68H181ZM230 66V65H229ZM235 66V65H234ZM246 66V65H245ZM258 66V65H257ZM263 66H264V64H263ZM63 67L64 66H62V69H61V66L59 67L62 71H63ZM95 67V66H94ZM142 67V66H141ZM221 67V66H220ZM224 66H222V68H223ZM14 68V67H13ZM83 68H84V66H83ZM88 68V67H87ZM86 68V69H87ZM224 68H227V66L226 67H224ZM241 68V67H240ZM245 68V67H244ZM251 68H252V66H251ZM254 68V67H253ZM256 68H258V67H256ZM60 69H59V71H60ZM64 69H66V68H64ZM69 68H68V70L67 71H69L70 70ZM93 69V68H92ZM232 69V68H231ZM94 70V69H93ZM140 70V69H139ZM140 70V71H141ZM178 70H180L179 69V67H177V70H176V72L178 71ZM223 70V69H222ZM238 70H239V68H238ZM244 70V69H243ZM246 70H248L247 68H246ZM251 70V69H250ZM263 70H264V68H263ZM87 71V70H86ZM92 71V70H91ZM154 73H153V72ZM236 71V70H235ZM255 71V70H254ZM70 72V71H69ZM68 72V73H69ZM85 72V71H84ZM89 72V71H88ZM141 72V73H142ZM62 73V72H61ZM83 73V72H82ZM81 73V74H82ZM91 73V72H90ZM89 73V74H90ZM214 74L213 76L211 75V74ZM231 73V72H230ZM236 73H238V72H236ZM241 73H242V71H241ZM252 73H253V71H252ZM251 73V74H252ZM64 74H66V73H64ZM70 74V73H69ZM72 74V73H71ZM81 74H79V75H81ZM93 74V73H92ZM239 74H240V72H239ZM63 75V74H62ZM85 75H86V72H85ZM97 75H98V73H97ZM92 76V75H91ZM95 76V75H94ZM93 76V77H94ZM101 76V75H100ZM237 77H239V75L237 74L236 75ZM240 76H242V74L240 75ZM253 76H254V74H253ZM257 76V75H256ZM260 76V75H259ZM71 77H72V75H71ZM78 77V76H77ZM92 77V78H93ZM98 77V76H97ZM215 77H217V78H215ZM262 77H264L263 75H262ZM21 78V83H19L18 84V80ZM95 78V77H94ZM93 78V79H94ZM103 78V77H102ZM179 78H178V80H179ZM257 78H259L258 76H257ZM11 79V80H12ZM72 79V78H71ZM81 79V78H80ZM90 79V78H89ZM99 79V78H98ZM162 79H161V81H162ZM229 79V78H228ZM237 79V78H236ZM250 79V78H249ZM256 79V78H255ZM5 80H6V78H5V76H3L2 78H1V81H2V83H1V86L3 87V90H5V88L7 87L8 88V85L5 83ZM82 80V79H81ZM85 80V79H84ZM88 80V79H87ZM178 80H177V82H178ZM181 80H179L180 82H181ZM241 80V79H240ZM251 80V79H250ZM250 80H249V82H250ZM258 80V79H257ZM256 80V81H257ZM164 81V80H163ZM170 81V80H169ZM171 81H172V79H171ZM231 81V83L234 81V80H230ZM253 81H254V79H253ZM261 81H263V80H261ZM79 82H80V80H79ZM92 82H94V81H92ZM92 82H91V84H92ZM159 82V81H158ZM180 82H178V84L180 83ZM239 82V81H238ZM260 82V81H259ZM75 83L77 84L78 82L75 80ZM173 83L176 85V83L173 81ZM172 83V84H173ZM256 83H258V82H256ZM264 83V82H263ZM14 84H15V82H14ZM78 84H80V83H78ZM98 84V83H97ZM96 84V85H97ZM169 84V83H168ZM173 84V85H174ZM237 84V83H236ZM235 84V85H236ZM87 85V84H86ZM100 85H102V84H100ZM106 85V84H105ZM104 85V86H105ZM154 85H156V84H154ZM157 85H160V83L159 84H157ZM156 85V86H157ZM167 85V84H166ZM174 85V86H175ZM250 85V84H249ZM259 85H261V82L259 83ZM258 85V86H259ZM74 86V85H73ZM77 86V85H76ZM91 86H93V85H90L89 87L91 88ZM97 86H99V85H97ZM103 86V87H104ZM164 86H165V82H164ZM170 86V85H169ZM179 85H177L176 87H178ZM257 86V85H256ZM255 86V87H256ZM79 87V86H78ZM81 87V86H80ZM113 87V89H115ZM132 87V88H131ZM147 87V86H146ZM155 87V86H154ZM160 87H162V86H160ZM167 87V86H166ZM171 87L173 88V86L171 85ZM248 87V86H247ZM262 87V86H261ZM260 87V88H261ZM264 87V86H263ZM97 88V87H96ZM131 88V89H130ZM145 88V87H144ZM158 88H159V86H158ZM163 88H165V87H162V90H163ZM169 88V87H168ZM241 88V87H240ZM253 88V87H252ZM251 88V89H252ZM92 89V88H91ZM111 89V88H110ZM140 89H141V87H140ZM150 89V88H149ZM157 89V88H156ZM165 89H167V88H165ZM170 89V88H169ZM174 89V88H173ZM219 89H221V90H219ZM247 89V88H246ZM264 89V88H263ZM76 90H77V88H76ZM100 90V89H99ZM105 90H107V89H105ZM142 90V89H141ZM154 90L155 89H153V92L152 93H154ZM161 90V91H162ZM225 90V89H224ZM233 90V89H232ZM249 90V89H248ZM253 90V89H252ZM260 90V89H259ZM258 90V91H259ZM262 90V89H261ZM6 91V90H5ZM9 91V90H8ZM56 91H57V93H59L58 91H60L61 92V96L60 97H56L55 96V93H56ZM89 91V90H88ZM95 91H97V89H95ZM150 91V90H149ZM168 91V90H167ZM234 91V90H233ZM25 92H28V91H24V93ZM79 92V91H78ZM78 92H76V93H78ZM102 92H103V90H102ZM113 92H115V91H113ZM163 92V91H162ZM164 92H165V90H164ZM169 92V91H168ZM171 92L172 93H174L173 92V90H171ZM190 92V91H189ZM235 92V91H234ZM249 92H252V91H250L249 90ZM259 92H261V91H259ZM67 93V94H66ZM71 94H73L72 92H70ZM75 93V92H74ZM96 93V92H95ZM142 93V92H141ZM140 93V94H141ZM161 93V92H160ZM159 93V94H160ZM257 93V92H256ZM256 93H254V99H256L255 98V94ZM19 94V96H20V93H18ZM22 94V93H21ZM26 94V93H25ZM24 94V95H25ZM94 94V93H93ZM99 94V93H98ZM117 94V95H118ZM139 94V95H140ZM158 94V95H159ZM162 95L161 96H164L163 95V93H161ZM169 94H171V93H169ZM169 94H167V96L169 95ZM176 94V93H175ZM180 94V93H179ZM248 95H249V93H247ZM251 94V93H250ZM0 95H1V97H3V98H5L6 96H7V94L6 93H4V92H1L0 93ZM76 94H74V96H75ZM83 95V94H82ZM101 95V94H100ZM106 95V94H105ZM141 95H143V94H141ZM147 95H148V92H147ZM165 95H166V93H165ZM174 95V94H173ZM234 95V94H233ZM252 95V94H251ZM22 96V95H21ZM26 96V98H27V94L25 95ZM59 96V95H58ZM79 96H80V94H79ZM102 96H103V94H102ZM155 96V95H154ZM160 96V95H159ZM161 96H160V100H161V102H160V104L159 105H163L164 106V104L165 103H162V99H161ZM178 96V94L176 95V97ZM257 96V95H256ZM12 97V96H11ZM15 97V96H14ZM17 97V99H20V98H18V96H16ZM30 97V96H29ZM77 97V96H76ZM83 97V96H82ZM93 97H94V95H93ZM116 96L112 93V91H111V93H110V91L108 90V93H107V98H108V100H112L113 99V101H111V112L110 113H108L109 114V116L108 117H110V119H112V120H114V122H115V127H113L114 128V132H116L117 134H120V135H122V137L120 138V140H118V142L119 141H121L123 144H124V140H128L129 138H128V136L127 135H129L130 134V131L133 129H131V127L129 126V125H127L126 124V126L125 127H127V126H129L130 128L129 129H131V130H127V129H124L122 126V121H121V118L122 117H120L117 113H116V110L117 109H115V110H113V108H114V105H113V103H114V101L116 102V104H117V100H118V98H115ZM146 97V96H145ZM171 97H172V95H171ZM175 97V96H174ZM173 97V98H174ZM183 97V96H182ZM233 97V96H232ZM247 97V96H246ZM251 97V96H250ZM249 97V98H250ZM253 97V96H252ZM258 97V96H257ZM261 97V96H260ZM263 97V96H262ZM22 98V97H21ZM32 98H28V99H30V100H32ZM69 98V97H68ZM71 98V97H70ZM142 98V97H141ZM179 98V97H178ZM222 98V97H221ZM16 99V100H17ZM71 99H73V98H71ZM75 99V98H74ZM96 99H98V98H96ZM127 99V98H126ZM131 99H129V100H131ZM146 99V101L149 99V97H148V99H147V97L145 98ZM168 98H166V100H167ZM253 99V98H252ZM263 99V98H262ZM21 100V99H20ZM67 100V99H66ZM90 100V99H89ZM107 100V103H109V101ZM171 100H172V98H171ZM179 101H180V98L178 99ZM183 100V99H182ZM251 100V99H250ZM261 99H259L258 100V105L261 103H259V101H260ZM14 101H15V99H14ZM17 101H19V100H17ZM76 101V100H75ZM75 101H72V102H75ZM78 102H79V100H77ZM77 101H76V103H77ZM102 101V100H101ZM101 101H100V103H101ZM104 101V100H103ZM102 101V102H103ZM134 101V100H133ZM142 101H144V99L142 100ZM149 101V100H148ZM172 101H174V99L172 100ZM185 102H186V100H184ZM245 101V100H244ZM70 103H71V100L69 101ZM125 102H127V100L125 101ZM124 102V103H125ZM135 103H136V101H134ZM149 102H151V101H149ZM158 102V101H157ZM163 102H165V101H163ZM26 103H28V105L30 106V103H31V101H26ZM81 103V102H80ZM89 103H90V101H89ZM106 103V104H107ZM123 103V102H122ZM129 103V102H128ZM169 103V102H168ZM173 103H175V102H173ZM172 103V104H173ZM254 103H256V101L254 102ZM18 104V103H17ZM19 104H21L20 102H19ZM22 104H23V102H22ZM84 104H85V101H84ZM132 104H134V103H132ZM140 104V103H139ZM143 104H144V102H143ZM146 104V103H145ZM144 104V105H145ZM149 104V103H148ZM177 104V103H176ZM175 104V105H176ZM189 104V103H188ZM246 104V103H245ZM247 104H248V102H247ZM251 104H253L252 103V101H251ZM14 105H15V103H14ZM85 105H87V104H85ZM84 105V106H85ZM95 105V104H94ZM128 105V104H127ZM150 105V104H149ZM158 105V106H159ZM175 105H173V107L175 106ZM196 105V106H197ZM20 107H21V105H19ZM73 106H75V105H73ZM96 106V105H95ZM101 106V105H100ZM122 106H124V105H122ZM126 106V105H125ZM124 106V107H125ZM166 106V105H165ZM172 107L171 106V103H170V105L168 104V107ZM179 106V105H178ZM223 106H225V105H223ZM243 106V105H242ZM253 106V105H252ZM261 106V105H260ZM259 106V107H260ZM262 106H263V104H262ZM19 107V108H20ZM65 107H66V104H65ZM77 107V106H76ZM78 107H79V103H78ZM77 107V108H78ZM80 107H81V104H80ZM86 107V106H85ZM132 107H135V106H132ZM138 107H139V105H138ZM138 107H136V109H138ZM182 107H183V104H182ZM240 107V106H239ZM251 107V106H250ZM254 107V106H253ZM258 107V108H259ZM9 108V107H8ZM30 108H31V106H30ZM102 108L103 107H101V110H102ZM121 108V107H120ZM143 108H144V106H143ZM149 108V107H148ZM162 108V107H161ZM166 108V107H165ZM190 108V107H189ZM188 108V106L186 107V110L187 109H189ZM218 108V107H217ZM223 108V107H222ZM32 109V108H31ZM38 109H39V111H42V109H41V107H38ZM37 109V110H38ZM66 109H68V107H66ZM93 109V108H92ZM97 109V108H96ZM108 109V108H107ZM128 109V111H129V107L128 108H126V110ZM135 109V108H134ZM140 109H142V108H140ZM172 109V108H171ZM242 109V108H241ZM250 109V108H249ZM248 109V110H249ZM252 109V108H251ZM251 109H250V111H249V113L251 112ZM254 109V108H253ZM16 110H18V109H16ZM74 110H76V109H74ZM120 110H122V109H120ZM131 110V109H130ZM170 110V109H169ZM177 110V109H176ZM190 110V109H189ZM255 110V109H254ZM259 110L261 111V110H263V108H259ZM55 111V110H54ZM62 111V110H61ZM65 111V110H64ZM67 111V110H66ZM65 111V112H66ZM99 111V110H98ZM114 111V112H113ZM143 111V110H142ZM151 111V110H150ZM198 111V110H197ZM246 111V110H245ZM257 111H258V109H257ZM31 112H33V111H31ZM68 112H69V114H70V112H71V110L69 111V109H68ZM68 112H67V114L66 115H68ZM73 112V111H72ZM72 112H71V115H72ZM75 112V111H74ZM79 112V111H78ZM93 112V111H92ZM92 112H90L91 114H92ZM102 111H100V113H101ZM140 112V111H139ZM152 112V111H151ZM192 112V111H191ZM190 112V113H191ZM203 112V111H202ZM242 112H243V110H242ZM264 112V111H263ZM43 114H44V112H42ZM61 113V112H60ZM83 113V112H82ZM162 113V112H161ZM197 113V112H196ZM254 113V112H253ZM259 113H262V112H259ZM258 113V114H259ZM38 113H36V114H34L33 113V115H37ZM43 114L41 115V116H43ZM65 114V113H64ZM75 114V113H74ZM95 114V113H94ZM130 114V113H129ZM142 114H144L143 112H142ZM152 114V113H151ZM150 114V115H151ZM154 114V113H153ZM182 114V113H181ZM193 114V113H192ZM256 114V113H255ZM15 115V114H14ZM63 115V114H62ZM98 113H97V117H98ZM102 115V114H101ZM165 115V114H164ZM177 115V114H176ZM194 115V114H193ZM199 115V114H198ZM237 115V114H236ZM244 115H246L245 113H244ZM262 115V114H261ZM6 116V115H5ZM38 116H39V114H38ZM37 116V117H38ZM46 116V115H45ZM53 116V115H52ZM73 116V115H72ZM72 116H69V117H72ZM78 116V115H77ZM77 116H75V117H77ZM82 116V115H81ZM94 115H92V117H93ZM103 116V115H102ZM137 116V115H136ZM135 116V117H136ZM139 116V115H138ZM154 116V115H153ZM248 116V115H247ZM249 116H251L252 118H253V116H252V114H250ZM259 116V115H258ZM14 117H16V116H14ZM19 117V116H18ZM54 117V116H53ZM91 117V118H92ZM96 117V118H97ZM108 117H106V119L108 118ZM144 117V116H143ZM156 115H155V117H154V119H156ZM179 117V116H178ZM183 117V116H182ZM193 117H195V116H193ZM196 117H197V115H196ZM201 117V116H200ZM200 117H197V118H195V119H197V121H201L200 120ZM250 117V118H251ZM257 117V116H256ZM263 117H264V113H263ZM35 118V117H34ZM52 118V117H51ZM78 118V117H77ZM94 118H95V116H94ZM102 118V117H101ZM100 118V119H101ZM145 118H146V116H145ZM165 118V117H164ZM164 118H162L163 120H164ZM167 118H168V116H167ZM177 118V117H176ZM175 118V119H176ZM216 118L218 119L217 121H216ZM249 118V117H248ZM7 119V118H6ZM37 119V118H36ZM42 119V118H41ZM50 119V118H49ZM54 119V118H53ZM87 119V118H86ZM99 119V118H98ZM140 119H141V117H140ZM181 117H180V122H181ZM187 119V118H186ZM231 119V118H230ZM259 119V118H258ZM261 119V118H260ZM8 120V119H7ZM39 120V119H38ZM80 120V119H79ZM89 120V119H88ZM102 120V119H101ZM112 120H110V121H112ZM129 120V119H128ZM153 120V119H152ZM157 120V119H156ZM160 120V119H159ZM169 120V119H168ZM177 120H178V118H177ZM203 120H204V118H203ZM206 120V119H205ZM211 120V119H210ZM253 120V119H252ZM34 121H35V119H34ZM51 121V120H50ZM60 121V120H59ZM62 121V120H61ZM68 121H69V123H70V120L68 119ZM77 121V120H76ZM93 121H95V120H93ZM131 121V120H130ZM132 121H134V119L132 120ZM135 121H136V119H135ZM229 121H235L234 120V118L232 119V120H229ZM237 121V120H236ZM251 121V120H250ZM32 122V121H31ZM38 122V121H37ZM40 122V121H39ZM54 120L52 121V122H50V123H53L54 124ZM75 122V121H74ZM78 122V121H77ZM96 122V121H95ZM99 122V121H98ZM97 122V123H98ZM107 122V121H106ZM127 122V121H126ZM129 122V121H128ZM138 122V121H137ZM141 122V121H140ZM140 122H138V123H140ZM148 122H150V121H148ZM163 122V121H162ZM189 122H190V120H189ZM248 122H249V120H248ZM255 122V121H254ZM253 122V123H254ZM258 122V121H257ZM261 122H262V119H261ZM14 123V122H13ZM49 122L48 123H46V126H49V124H50ZM61 123V122H60ZM79 123H80V121H79ZM93 123V122H92ZM96 123V124H97ZM111 123V122H110ZM112 123H113V121H112ZM129 123H131V122H129ZM183 123V122H182ZM181 123V124H182ZM219 123L217 124L218 125V127H220L219 126ZM237 123V122H236ZM240 123V122H239ZM76 124V122L75 123H73V125H75ZM107 125H109V122L108 123H106ZM106 124H104V125H106ZM124 124H125V122H124ZM134 124H136V122L134 123ZM141 124H143L142 122H141ZM177 124V123H176ZM179 124V123H178ZM181 124L179 125V126H181ZM189 124H191V123H189ZM241 124V123H240ZM248 124H250V122L249 123H247V125ZM262 124V123H261ZM37 125H39V123L37 124ZM42 125V124H41ZM63 125H64V123H63ZM63 125H61V126H63ZM70 125V124H69ZM72 125V126H73ZM139 124H137V126H138ZM152 125H153V123H152ZM164 125V124H163ZM171 125V124H170ZM199 125V124H198ZM231 125V124H230ZM232 125H233V123H232ZM231 125V126H232ZM245 125H246V123H245ZM252 125V124H251ZM33 126V125H32ZM34 126H36V125H34ZM92 126H93V124H92ZM101 126H102V124L100 125V128H101ZM132 126V125H131ZM136 126V125H135ZM136 126V127H137ZM140 126V125H139ZM143 126V125H142ZM141 126V127H142ZM144 126H145V124H144ZM148 126V125H147ZM165 126V125H164ZM193 126V125H192ZM201 126H202V124H201ZM205 126V125H204ZM222 126V125H221ZM227 126H229V124L227 125ZM226 126V128H227V130L229 131L230 130V126L229 127H227ZM235 126H237V125H235ZM234 126V127H235ZM253 126V125H252ZM251 126V127H252ZM255 126V125H254ZM256 126H258V125H256ZM260 126V125H259ZM19 127V126H18ZM45 127V126H44ZM73 127H75V126H73ZM76 127H77V125H76ZM81 127V126H80ZM103 127V126H102ZM107 127H109V126H107ZM141 127H137V128H135V131L136 132H139L140 133V136H143V134H146V133H143V132H145V131H143V129L145 130L146 129V127L145 128H141ZM151 126H148L147 128H148V130H147V132L149 133V134H151L150 136L152 137V134H155L154 136H156V134H158V132L156 133V129H154V127H155V125H154V127L153 128H150ZM190 127V126H189ZM200 127V126H199ZM203 127V126H202ZM217 127V128H218ZM225 127V126H224ZM238 127V126H237ZM249 127V126H248ZM33 128V127H32ZM36 129V131H39V132H41L42 133V130L41 129H43V128H40L39 126H37V127H35ZM62 128V127H61ZM60 128V129H61ZM87 128H88V126H87ZM92 128V127H91ZM90 128V129H91ZM178 128V127H177ZM176 128V129H177ZM229 128V129H228ZM54 129V128H53ZM72 129V128H71ZM124 129V130H123ZM164 129V128H163ZM198 129V128H197ZM202 129H205V128H202ZM206 129H208V128H206ZM208 129V130H209ZM220 129V128H219ZM218 129V130H219ZM232 129V128H231ZM239 129H240V127H239ZM242 129V128H241ZM257 129V128H256ZM44 130V129H43ZM63 130V128L61 129V131ZM69 130V129H68ZM74 130V129H73ZM80 130V129H79ZM85 130V129H84ZM109 130V129H108ZM127 130V131H126ZM182 130V129H181ZM191 129L189 128L188 129V131H190ZM237 130V129H236ZM247 130V129H246ZM245 130V131H246ZM250 131H251V128L249 129ZM252 130H254V129H252ZM259 130V129H258ZM64 131V130H63ZM71 131V130H70ZM81 131V130H80ZM87 131V130H86ZM105 131H107V130H105ZM111 131V130H110ZM126 131V132H125ZM165 131V130H164ZM188 131H186L185 130V132H188ZM194 131V133H195V131L196 130H193ZM217 131V130H216ZM244 131V132H245ZM6 132V131H5ZM33 132H35V131H33ZM75 132V131H74ZM112 132V131H111ZM134 132V131H133ZM132 132V133H133ZM162 132H163V130H162ZM218 132H220V131H218ZM227 132V131H226ZM225 132V133H226ZM231 132V131H230ZM259 132V131H258ZM31 133V132H30ZM36 133V132H35ZM68 133H71V132H68ZM82 133V132H81ZM122 133V134H121ZM126 133V134H125ZM139 133H136L135 134V136L137 137L138 136V138H140L139 137ZM141 133H143V134H141ZM147 133V134H148ZM165 133H167V132H165ZM180 133V132H179ZM237 133V132H236ZM239 133H240V131H239ZM239 133H238V135H239ZM250 133V132H249ZM253 133H254V131H253ZM33 134V133H32ZM46 134L47 133H45V136H46ZM105 134V133H104ZM114 134V133H113ZM159 134H160V132H159ZM178 134V133H177ZM190 134H191V132H190ZM197 134V133H196ZM229 134V133H228ZM40 134H38V136H39ZM42 136L41 137H44L43 136V133L41 134ZM74 135H75V133H74ZM77 135H79V134H77ZM84 135V134H83ZM82 135V136H83ZM165 135V134H164ZM192 135V134H191ZM222 134H220V136H221ZM245 134H243V136H244ZM29 136H31V134L29 135ZM84 136H86V135H84ZM149 136V139L151 138ZM173 136H175V135H173ZM197 136V135H196ZM249 136V135H248ZM247 136V137H248ZM40 136H39V138H41ZM65 137V136H64ZM77 137V136H76ZM96 136H94L93 138L94 139H96L95 138ZM145 137V136H144ZM143 137V138H144ZM162 137V136H161ZM165 137V136H164ZM181 136L179 135V138H180ZM191 137V136H190ZM45 138H47V137H45ZM73 138V137H72ZM71 138V139H72ZM80 138V137H79ZM88 138V137H87ZM115 138H116V135H115ZM154 138H158L157 136L156 137H154ZM159 138H160V136H159ZM171 138V137H170ZM175 138V137H174ZM183 138V137H182ZM182 138H180V139H182ZM186 138V137H185ZM192 138V137H191ZM194 138H195V136H194ZM216 138H218V137H216ZM230 138H232V137H230ZM234 138V137H233ZM244 138V137H243ZM36 139H38L37 137H36ZM62 139V138H61ZM84 139V138H83ZM82 139V140H83ZM86 139V138H85ZM91 139V138H90ZM173 139V138H172ZM222 139V142H223V138H221ZM225 139V138H224ZM235 139V138H234ZM35 140V138L33 139V141ZM44 140V139H43ZM73 140V139H72ZM77 140V139H76ZM81 140V139H80ZM88 140V139H87ZM106 140V139H105ZM115 140H117V139H115ZM139 140H141V139H139ZM157 140V139H156ZM183 140V139H182ZM188 140H189V138H188ZM240 140H241V138H240ZM243 140V139H242ZM28 141H30V140H28ZM36 141H39V140H36ZM36 141H34V142H36ZM46 141H48V140H46ZM49 141H52L51 139H49ZM71 141V140H70ZM85 140H83V142H84ZM89 141V140H88ZM144 141H147V140H144ZM150 141V140H149ZM170 141V140H169ZM186 141V140H185ZM228 141V140H227ZM33 142V143H34ZM68 142V141H67ZM91 142V141H90ZM95 142V141H94ZM100 142V141H99ZM104 142V141H103ZM117 142V141H116ZM115 142V143H116ZM127 142V141H126ZM125 142V143H126ZM154 142H156L155 140H154ZM153 142V143H154ZM183 142H184V140H183ZM221 142V143H222ZM229 142V141H228ZM228 142H227V144H228ZM233 142H234V140H233ZM232 142V143H233ZM237 142V141H236ZM244 142V141H243ZM249 142V141H248ZM46 143H48V142H46ZM65 143V142H64ZM78 144V146H79V142H77ZM86 143V142H85ZM85 143H81V144H85ZM89 143V142H88ZM93 143V142H92ZM97 143V142H96ZM96 143L94 144V145H96ZM101 143V142H100ZM180 142H179V140H178V143L177 144H179ZM212 143H213V141H212ZM220 143V144H221ZM31 144H32V141H31ZM35 144V143H34ZM52 144V143H51ZM73 145H74V142L72 143ZM107 144H108V142H107ZM162 144H164V143H162ZM171 145L173 144L172 142L170 143ZM223 144V143H222ZM241 144V143H240ZM33 145V144H32ZM70 146H71V144H69ZM101 145V144H100ZM112 145V144H111ZM118 145V144H117ZM127 145H129V144H127ZM146 145V144H145ZM166 145H167V148H168V144L166 143ZM170 145V146H171ZM229 145V144H228ZM243 145V144H242ZM248 145V144H247ZM49 146H50V144H49ZM48 146V144H47V147H49ZM60 146V145H59ZM68 146V145H67ZM143 146V145H142ZM163 146V145H162ZM174 146H175V144H174ZM180 146V145H179ZM221 146V145H220ZM241 146V145H240ZM45 147V146H44ZM51 148H52V146H50ZM81 147V146H80ZM85 146H83V149H85L84 148ZM95 147V146H94ZM104 147H105V145H104ZM113 147H115V145L113 146ZM128 147V146H127ZM131 147H133V146H131ZM136 148H137V146H135ZM145 147V146H144ZM152 147H153V145H152ZM182 147V146H181ZM186 147V146H185ZM219 147V146H218ZM218 147H216V148H218ZM228 146H226L223 150L221 149V151H223L224 153L222 154L224 157L226 156L225 155V153L227 152V150L228 149H226ZM50 148V149H51ZM77 148V146L74 148V150ZM79 148V147H78ZM96 148H97V146H96ZM120 148V147H119ZM142 148V147H141ZM149 148V147H148ZM147 148V149H148ZM172 148V147H171ZM229 148V147H228ZM232 148V147H231ZM255 148H256V146H255ZM254 148V149H255ZM56 149V148H55ZM71 149V148H70ZM95 149V148H94ZM100 149V148H99ZM105 149V148H104ZM107 149H108V147H107ZM106 149V150H107ZM130 149V148H129ZM128 149V150H129ZM153 149V148H152ZM177 149H178V147H177ZM185 149H187V148H184V150ZM238 149V148H237ZM243 149H244V147H243ZM250 149V148H249ZM258 149L259 150H262L260 153L263 155V157L262 156H259L260 158H261V160H260V163L261 162H263L262 164H263V168H264V142H262V143H260V145H259V147H258ZM9 150V149H8ZM11 150V149H10ZM61 150V152H62V149H60ZM93 150V149H92ZM116 150V149H115ZM121 150V149H120ZM133 150V149H132ZM136 150V149H135ZM138 150H139V148H138ZM137 150V151H138ZM151 150V149H150ZM150 150H148L149 152H151ZM163 150V149H162ZM201 150V149H200ZM217 150V149H216ZM229 150H230V148H229ZM228 150V151H229ZM234 150V149H233ZM241 150V149H240ZM251 150V149H250ZM32 151V150H31ZM73 151V150H72ZM91 151V150H90ZM99 151V150H98ZM111 151V150H110ZM148 151H146V153L148 152ZM171 151V150H170ZM187 151V150H186ZM237 151V150H236ZM29 152V151H28ZM60 152V153H61ZM86 152V151H85ZM134 152V151H133ZM140 152H141V150H140ZM143 152V151H142ZM173 152V151H172ZM179 152V151H178ZM177 152V153H178ZM208 152V151H207ZM243 152V151H242ZM78 153V152H77ZM83 153H84V151H83ZM109 153V152H108ZM119 153V152H118ZM122 153V152H121ZM128 153H129V151H128ZM138 153V152H137ZM154 153V152H153ZM222 153V152H221ZM230 153H232V151L230 152ZM239 153H241V151L239 152ZM40 154V153H39ZM69 154V153H68ZM85 154V153H84ZM113 154V153H112ZM148 154V153H147ZM180 154V153H179ZM178 154V155H179ZM55 155V154H54ZM72 155V154H71ZM90 155V154H89ZM88 155V156H89ZM93 155V154H92ZM117 155H119V154H117ZM128 155V154H127ZM176 155V154H175ZM195 155V154H194ZM199 155H200V153H199ZM221 155V156H222ZM227 155H231V154H228V152H227ZM236 154H235V152H234V155L233 156H235ZM81 156V155H80ZM88 156H86V157H88ZM95 156V160H96V155H94ZM116 156V154L114 155V157ZM130 156V155H129ZM128 156V157H129ZM139 156V155H138ZM154 156V155H153ZM204 156H206L205 155V153H204ZM64 157V156H63ZM81 157H83V156H81ZM90 157V156H89ZM92 157V156H91ZM90 157V158H91ZM103 157V156H102ZM133 157V156H132ZM176 157V156H175ZM216 157V156H215ZM220 157V156H219ZM232 157V156H231ZM230 157V158H231ZM241 157V156H240ZM118 158V157H117ZM237 158V157H236ZM242 158H243V156H242ZM93 159H94V157H93ZM103 159V158H102ZM130 159V158H129ZM156 159V158H155ZM200 159V158H199ZM217 159V158H216ZM222 159V158H221ZM221 159H219V160H221ZM225 160H226V158H224ZM41 160V159H40ZM39 160V161H40ZM59 160V159H58ZM78 160V159H77ZM79 160L81 161L82 160V158L80 159L79 158ZM107 160V159H106ZM115 160V159H114ZM117 160H119L120 161V159H117ZM131 160V159H130ZM149 160V159H148ZM154 160V159H153ZM187 160H188V158H187ZM227 160H228V158H227ZM230 160V159H229ZM246 160V159H245ZM44 164L48 167V168H50V169H52V167L54 166V156H52V154H49V155H47V156H45L44 157ZM83 161V160H82ZM85 161V160H84ZM135 161V160H134ZM138 161H140V157H139V160ZM147 161V160H146ZM233 161V160H232ZM93 162V161H92ZM130 162H132V161H130ZM136 162V161H135ZM169 162V161H168ZM234 162V161H233ZM39 163V162H38ZM58 163V162H57ZM115 163H117V162H115ZM137 163V162H136ZM136 163H135V165H136ZM142 163H144V161H142ZM151 163H152V160H151ZM158 163H159V161H158ZM172 163V162H171ZM175 163V162H174ZM182 163V162H181ZM209 163V162H208ZM222 163V162H221ZM239 163V162H238ZM37 164V163H36ZM61 164H62V162H61ZM77 164V163H76ZM88 164V163H87ZM94 164H95V162H94ZM118 164V163H117ZM121 164V163H120ZM120 164H118V165H120ZM124 164H126V163H124ZM162 164V163H161ZM165 164H167V163H165ZM177 164V163H176ZM183 164V163H182ZM228 164V163H227ZM235 164H237L236 162H235ZM234 164V165H235ZM56 165V164H55ZM95 165H97V164H95ZM112 165H114V164H112ZM116 165V164H115ZM114 165V166H115ZM132 165H134V164H132ZM134 165V166H135ZM153 166L154 165H156V163L155 164H152ZM159 166H160V164H158ZM168 165V164H167ZM170 165H173V164H170ZM219 165V164H218ZM222 165V164H221ZM36 166V165H35ZM57 166V165H56ZM63 166V165H62ZM93 166V165H92ZM121 166V165H120ZM144 166V165H143ZM174 166L176 167V165L174 164ZM174 166H170V167H174ZM207 166H209V165H207ZM213 166V165H212ZM211 166V167H212ZM220 166V165H219ZM219 166H218V168H219ZM226 166V165H225ZM74 167V166H73ZM88 167V166H87ZM90 167V166H89ZM94 167V166H93ZM111 167V166H110ZM124 167V166H123ZM130 167V166H129ZM137 167V166H136ZM156 167V166H155ZM169 167V168H170ZM181 167V166H180ZM210 167V166H209ZM230 167V166H229ZM58 168H60V166L58 167ZM57 168V169H58ZM63 168V167H62ZM95 168V167H94ZM93 168V169H94ZM113 168H115V167H113ZM119 168V167H118ZM125 168V167H124ZM162 168H163V166H162ZM169 168L168 169H166V170H169ZM207 168V167H206ZM206 168H205V170H206ZM216 168V167H215ZM44 169V168H43ZM99 168H97L96 170H98ZM116 169V168H115ZM155 169V168H154ZM157 169V168H156ZM155 169V170H156ZM160 169V168H159ZM164 169V168H163ZM14 170V169H13ZM55 170V169H54ZM95 170V169H94ZM114 170V169H113ZM112 170V171H113ZM122 170V169H121ZM132 170H133V166H132ZM151 170V169H150ZM211 170V169H210ZM36 171V170H35ZM57 171V170H56ZM60 171V170H59ZM89 171H91V169H89ZM115 171V170H114ZM113 171V172H114ZM144 171H145V169H144ZM156 171H158V169L156 170ZM171 171V170H170ZM173 171V170H172ZM203 171V170H202ZM202 171H201V173H202ZM226 171H228V170H226ZM46 172V171H45ZM62 172V171H61ZM70 172V171H69ZM74 172V171H73ZM78 172V171H77ZM92 172L94 173V171L92 170ZM99 172H100V169H99ZM154 172V171H153ZM174 172V171H173ZM216 172L217 171H215V174H216ZM230 172H231V169H230ZM241 169H240V174H241ZM36 173H37V171H36ZM91 173V172H90ZM97 173V172H96ZM102 173V172H101ZM105 173V172H104ZM112 173V172H111ZM115 173H118L117 172V169H116V172ZM115 173H114V176H115ZM123 173V172H122ZM155 173V172H154ZM157 173V172H156ZM159 173V172H158ZM161 173V172H160ZM166 173V172H165ZM169 173V172H168ZM204 173V172H203ZM56 174H58V173H56ZM60 174V173H59ZM58 174V175H59ZM61 174H63V172L61 173ZM127 174V173H126ZM164 174V173H163ZM173 174H175V173H173ZM240 174H238L236 177H237V179H238V183H240V185L242 186L243 184L241 183V182H243V183H245V182H247L248 184H246V185H248L249 187H251V190H253V187L254 186H252V176H251V172H250V170L249 169H247L246 171H245V173H243L244 175H240ZM38 175V174H37ZM50 175V174H49ZM101 175V174H100ZM128 175V174H127ZM127 175H125V176H127ZM146 174H144V176H145ZM162 175V174H161ZM176 175V174H175ZM179 175V174H178ZM57 176V175H56ZM61 176V175H60ZM74 176V175H73ZM117 176H119V175H117ZM121 176H123V175H121ZM120 176V177H121ZM143 176V175H142ZM153 176V175H152ZM177 176V175H176ZM201 176H203V174L201 175ZM53 177V176H52ZM51 176H50V179L52 178ZM90 177V176H89ZM88 177V178H89ZM93 177V176H92ZM112 177V176H111ZM128 177V176H127ZM146 177V176H145ZM169 177H171V175L169 176ZM169 177L167 178V179H169ZM175 177V176H174ZM178 177V176H177ZM179 177H180V175H179ZM204 177V176H203ZM233 177H235L234 176V174H233ZM69 178V177H68ZM97 178V177H96ZM95 178V179H96ZM104 178V177H103ZM102 178V179H103ZM157 178L159 179V177L157 176ZM164 178H166V177H164ZM206 178H208L207 177V175H206ZM94 179V180H95ZM100 179H101V177H100ZM140 179V178H139ZM143 179H144V177H143ZM150 179H152V178H150ZM57 180H60L59 178L57 179ZM84 180H86V179H84ZM146 180V179H145ZM153 180V179H152ZM157 180V179H156ZM179 180V179H178ZM180 180H182V179H180ZM206 180V179H205ZM211 180V179H210ZM219 180V179H218ZM66 181H68V180H66ZM65 181V182H66ZM72 181V180H71ZM76 181V180H75ZM93 181V180H92ZM102 181V180H101ZM100 181V182H101ZM154 181V180H153ZM158 181V180H157ZM161 181H163V179H161ZM166 181H168V180H166ZM222 181V180H221ZM220 181V182H221ZM83 182V181H82ZM81 182V183H82ZM94 182V181H93ZM105 182V181H104ZM110 182V181H109ZM149 182V181H148ZM181 182V181H180ZM179 182V183H180ZM217 182V181H216ZM85 183V182H84ZM162 183V182H161ZM165 183V182H164ZM194 183V182H193ZM192 183V184H193ZM219 183V182H218ZM67 184V183H66ZM70 184H72V183H70ZM86 184V183H85ZM148 184H150V183H148ZM168 184V183H167ZM202 184V183H201ZM96 185V184H95ZM102 185V184H101ZM119 185V184H118ZM156 185L158 186V184L156 183ZM156 185H154V186H156ZM169 185V184H168ZM167 185V186H168ZM223 185H225L227 188H231V187H235V181H233V178L232 177H230V178H224V180H223ZM84 186V185H83ZM88 186V185H87ZM161 186H163V185H161ZM101 187V186H100ZM120 187V186H119ZM123 187V186H122ZM137 187V186H136ZM142 187H143V185H142ZM179 187V186H178ZM201 187V186H200ZM200 187L199 188H197V190L198 189H200ZM207 187V186H206ZM84 188V187H83ZM95 188H96V186H95ZM94 187H93V189H95ZM158 189H159V187H157ZM156 188V189H157ZM209 188V187H208ZM91 189V188H90ZM92 189V190H93ZM143 189H144V187H143ZM146 189H148V188H146ZM155 189V188H154ZM157 189V190H158ZM164 189H166V188H164ZM202 190H203V188H201ZM224 189V188H223ZM92 190H90V191H92ZM161 190H163V189H161ZM174 190V189H173ZM194 190V189H193ZM201 190V191H202ZM248 190H249V188H248ZM165 190H163V192H164ZM168 192H169V190H167ZM182 191V190H181ZM191 191V190H190ZM256 191L257 192H262V190L261 189H256ZM72 192V191H71ZM79 192H81V190L79 191ZM126 192V191H125ZM159 192V191H158ZM176 191H174V193H175ZM186 192H187V190H186ZM197 192V191H196ZM204 192V191H203ZM219 192H220V190H219ZM223 192H224V194H223ZM222 192V194H223V201H222V203L223 204H226L227 203V200H228V195H227V192L226 191H223ZM264 192V191H263ZM86 193V192H85ZM85 193H83V194H85ZM151 193H153V192H151ZM190 193V192H189ZM192 193H194L195 194V192H192ZM73 194L74 193H72V196H73ZM82 194V193H81ZM82 194V195H83ZM90 194V193H89ZM94 194H95V192H94ZM100 194H101V192H100ZM99 194V197L101 196ZM108 194V193H107ZM164 194H165V192H164ZM200 194V193H199ZM205 194V193H204ZM219 194V193H218ZM150 195V194H149ZM186 195V194H185ZM196 195H197V193H196ZM196 195H194V197L196 196ZM208 195H210V194H208ZM89 196V195H88ZM98 196V195H97ZM121 196V195H120ZM137 196V195H136ZM154 196V195H153ZM156 196H157V194H156ZM163 196V195H162ZM167 196V195H166ZM63 197V199H64V196H62ZM70 197V196H69ZM83 197V196H82ZM90 197H93V196H90ZM172 197H173V195H172ZM191 197V196H190ZM203 197V196H202ZM201 197V198H202ZM206 197V196H205ZM211 197V196H210ZM76 198V197H75ZM78 198V197H77ZM76 198V199H77ZM87 198V197H86ZM101 198H102V196H101ZM117 198V197H116ZM119 198V197H118ZM192 198V197H191ZM53 199V198H52ZM124 199V198H123ZM138 199V198H137ZM136 199V200H137ZM140 199V198H139ZM157 199H160V198H157ZM168 199H169V197H168ZM171 199V198H170ZM188 199V198H187ZM186 199V200H187ZM210 199V198H209ZM91 200V199H90ZM106 200H107V198H106ZM117 200V199H116ZM119 200V199H118ZM161 200V199H160ZM164 200V199H163ZM172 200H173V198H172ZM192 201L193 199H188L187 201ZM77 201V200H76ZM80 201V200H79ZM83 201H84V197H83ZM94 201V200H93ZM102 201V200H101ZM100 201V202H101ZM131 201V200H130ZM151 201H152V199H151ZM194 201V200H193ZM202 201V200H201ZM211 201V200H210ZM53 202H54V200H53ZM78 202V201H77ZM86 202V201H85ZM85 202H84V204H85ZM92 202V201H91ZM127 202V201H126ZM154 202H156V201H154ZM159 202V201H158ZM170 202H171V200H170ZM208 202V201H207ZM87 203V202H86ZM135 203V202H134ZM160 203H161V201H160ZM190 202H188V204H189ZM200 203V202H199ZM212 203V202H211ZM78 204V203H77ZM76 204V205H77ZM88 204V203H87ZM94 204V203H93ZM122 204V203H121ZM138 204H140V202L138 203ZM191 204V203H190ZM205 204V203H204ZM111 205V204H110ZM115 205H116V203H115ZM128 205V204H127ZM132 205V204H131ZM134 205H136V204H134ZM155 205V204H154ZM171 205V204H170ZM176 205V204H175ZM185 205V204H184ZM183 205V206H184ZM187 205V204H186ZM192 205V204H191ZM195 205V201H194V204H193V206ZM200 205V204H199ZM199 205H197V206H199ZM215 205V204H214ZM252 206H251V216H250V213L248 212V210H246V207H245V214L240 218V223H244V224H246L247 225V227H246V229H245V231H240L241 233H240V235H239V241L242 243V240H243V242H245V245H246V247H247V251L246 252H243V253H240V255L242 254V256H243V261L242 262H240L241 264H264V217H263V211L262 210H259V208H258V206H259V204H251ZM4 206V205H3ZM94 206H96V204L94 205ZM102 206V205H101ZM121 206V205H120ZM129 206V205H128ZM127 206V207H128ZM159 205L157 204V207H158ZM206 206V205H205ZM211 206V205H210ZM221 206V205H220ZM219 206V207H220ZM57 207V206H56ZM86 207V206H85ZM98 207V206H97ZM167 207V206H166ZM171 207V206H170ZM176 206H174V208H175ZM191 207V206H190ZM207 207V206H206ZM91 208V207H90ZM95 208V207H94ZM99 208H100V206H99ZM102 208V207H101ZM105 208V207H104ZM114 208H116V207H114ZM177 208V207H176ZM185 208V207H184ZM184 208H183V210H184ZM198 208V207H197ZM209 208V207H208ZM207 208V209H208ZM217 208V207H216ZM52 209H53V206H52ZM83 209H84V207H83ZM86 209H87V207H86ZM122 209H124V208H122ZM168 209V208H167ZM188 211L187 212H190V210H189V206H188V208H186ZM210 209H212V208H210ZM218 209V208H217ZM56 210H57V208H56ZM105 210V209H104ZM114 210V209H113ZM176 210V209H175ZM182 209H181V211H179L178 210V213L179 212H182L183 211ZM193 210V209H192ZM191 210V211H192ZM199 210V209H198ZM84 211H85V209H84ZM90 211V210H89ZM100 211V210H99ZM124 211V210H123ZM142 211V210H141ZM154 211V210H153ZM153 211H152V214H153ZM159 211V210H158ZM163 211V210H162ZM204 211V210H203ZM214 211V210H213ZM217 211V210H216ZM233 211V210H232ZM6 212V211H5ZM101 212V211H100ZM128 212H129V210H128ZM161 212V211H160ZM166 212V211H165ZM186 212V211H185ZM186 212V213H187ZM223 212V211H222ZM103 212H101V214H102ZM124 213V212H123ZM134 213V212H133ZM145 213H147V212H145ZM183 213V212H182ZM186 213H185V215H186ZM190 213H193V212H190ZM188 214V215H191V214ZM203 213V212H202ZM115 214V213H114ZM125 214V213H124ZM128 214V213H127ZM138 214V213H137ZM136 214V215H137ZM151 214V215H152ZM83 215V214H82ZM85 215V214H84ZM93 215H95V213L93 214ZM103 215V214H102ZM140 215V214H139ZM145 215V214H144ZM150 215V216H151ZM184 215V214H183ZM196 215H198V214H196ZM195 215V216H196ZM202 215V214H201ZM80 216V215H79ZM97 216V215H96ZM131 216V215H130ZM133 216V215H132ZM153 216V215H152ZM194 216V217H195ZM221 216V215H220ZM60 217V216H59ZM83 217H85V216H83ZM89 217V216H88ZM87 217V218H88ZM104 217V216H103ZM137 217H140V216H137ZM177 217V216H176ZM185 217V216H184ZM187 217V216H186ZM203 217V216H202ZM210 217V216H209ZM121 218H123L122 216H121ZM211 218V217H210ZM218 218V217H217ZM81 219V218H80ZM85 219H86V217H85ZM96 219V218H95ZM95 219L93 220V221H95ZM126 219V218H125ZM158 219V218H157ZM175 219V218H174ZM191 219V218H190ZM192 219H193V217H192ZM212 219H213V216H212ZM216 219V218H215ZM128 220H129V218H128ZM140 220H142V219H140ZM139 220V221H140ZM153 220V219H152ZM151 220V221H152ZM177 220V219H176ZM176 220H174L175 222H176ZM189 220V219H188ZM194 220V219H193ZM207 220V219H206ZM223 220V219H222ZM81 221V220H80ZM135 221V220H134ZM138 221V220H137ZM138 221V222H139ZM147 221V220H146ZM150 221V220H149ZM155 221V220H154ZM168 221H169V219H168ZM199 221H200V219H199ZM82 222H83V220H82ZM88 222H90L89 220L87 221V222H83V223H85V226H86V223H88ZM104 222V221H103ZM130 222V221H129ZM190 222V221H189ZM201 222V221H200ZM214 222H215V220H214ZM96 223H98V221L96 222ZM101 223H102V221H101ZM100 223V224H101ZM150 223V222H149ZM158 223H160V222H158ZM164 223V222H163ZM163 223H162V225H163ZM170 223V222H169ZM168 223V224H169ZM174 223V222H173ZM192 223H194L193 221H192ZM196 223V222H195ZM216 223V222H215ZM224 223V225L225 226H231V225H238V217H237V215H236V220H234V221H232V219H231V216L230 217H228V215L226 214L225 215V221L223 222ZM104 224H105V222H104ZM132 224V223H131ZM138 224H140V223H138ZM154 224V223H153ZM165 224V223H164ZM167 224V223H166ZM171 224V223H170ZM190 224H191V222H190ZM189 224V226H191ZM129 225V224H128ZM141 225V224H140ZM148 225V224H147ZM172 225V224H171ZM171 225H169V226H171ZM211 225V224H210ZM105 226V225H104ZM173 226V225H172ZM171 226V227H172ZM188 226V225H187ZM194 227H195V224L193 225ZM193 226H191V230H192V227ZM198 226V225H197ZM196 226V227H197ZM202 226V225H201ZM238 226H240V225H238ZM107 227V226H106ZM106 227H104L105 229H106ZM141 227V226H140ZM146 227V226H145ZM149 227V226H148ZM165 227V226H164ZM170 227V228H171ZM195 227V228H196ZM77 228V227H76ZM80 228V227H79ZM78 228V229H79ZM93 228H95L94 227V224H93ZM108 228V227H107ZM154 228V227H153ZM169 228V229H170ZM198 228V227H197ZM207 228V227H206ZM215 227H213V229H214ZM223 228V227H222ZM90 228L88 227V230H89ZM96 229H97V227H96ZM130 229V228H129ZM187 229V228H186ZM225 229V228H224ZM92 229H90V231H91ZM98 230V229H97ZM96 230V231H97ZM103 230V229H102ZM101 230V231H102ZM153 230V229H152ZM166 230V229H165ZM233 230V229H232ZM106 231V230H105ZM156 231V230H155ZM155 231H153V233L155 232ZM171 231V230H170ZM192 231H194V230H192ZM192 231H190V232H192ZM199 231V230H198ZM99 232H100V230H99ZM102 232H104V231H102ZM141 232V231H140ZM162 232V231H161ZM186 232V234H187V231H185ZM90 233V232H89ZM95 233H97V232H95ZM94 233V234H95ZM101 233V232H100ZM145 233V232H144ZM158 233H159V231H158ZM157 233V234H158ZM165 233V232H164ZM60 234V233H59ZM93 233H92V235H94ZM99 234V233H98ZM137 234H138V232H137ZM161 234V233H160ZM169 234H171V233H169ZM156 235V234H155ZM162 235V234H161ZM191 236L190 237H192V233L190 234ZM214 235V234H213ZM238 235V234H237ZM89 236H90V234H89ZM96 236H97V234H96ZM100 236H101V234H100ZM109 236V235H108ZM107 236V237H108ZM126 236H127V234H126ZM158 236V235H157ZM169 236V235H168ZM211 236H212V234H211ZM210 236V237H211ZM92 237V239H93V237L94 236H91ZM103 237V236H102ZM105 237V236H104ZM130 237V236H129ZM128 237V238H129ZM131 237H132V234H131ZM130 237V238H131ZM143 237V236H142ZM144 237H146V236H144ZM155 237V236H154ZM160 237V236H159ZM226 237L228 238V235L226 234ZM98 238V237H97ZM101 238V237H100ZM106 238V237H105ZM109 238V237H108ZM117 238V237H116ZM127 238V237H126ZM209 238V237H208ZM160 239H161V237H160ZM207 239V238H206ZM35 240V239H34ZM86 240V239H85ZM103 240H105V239H103ZM102 240V241H103ZM119 240V239H118ZM124 241H125V239H123ZM135 240H137V239H135ZM155 240V239H154ZM191 240V239H190ZM204 240V239H203ZM91 241H94V240H91ZM90 241V242H91ZM95 241H96V239H95ZM102 241H101V243H102ZM106 241V240H105ZM111 241V240H110ZM115 241V240H114ZM138 241V240H137ZM142 241V240H141ZM146 241H148V239L146 240ZM150 241V240H149ZM161 241H163L162 239H161ZM208 241H209V239H208ZM236 241V240H235ZM85 242V241H84ZM87 242H89L88 240L86 241V243ZM99 242V241H98ZM104 242V241H103ZM131 242V241H130ZM136 241H134V243H135ZM57 243V241L55 242V244ZM61 243H62V241H61ZM81 243V242H80ZM83 243V242H82ZM121 243V242H120ZM133 243V242H132ZM131 243V244H132ZM182 243H183V241H182ZM181 243V244H182ZM209 243V242H208ZM54 244V245H55ZM96 244V243H95ZM105 244V243H104ZM139 244V243H138ZM152 244V243H151ZM180 244V245H181ZM201 244V243H200ZM80 246H82V244H79ZM84 245V244H83ZM88 245V244H87ZM90 245H92V244H90ZM97 245H98V243H97ZM102 245V244H101ZM108 245V244H107ZM120 245V244H119ZM140 245V244H139ZM150 245V244H149ZM155 244H153V246H154ZM188 245V244H187ZM258 245V246H257ZM56 246V245H55ZM103 246V245H102ZM104 246H106V245H104ZM129 246V245H128ZM145 246H147V245H145ZM157 246V245H156ZM200 246V245H199ZM207 246V245H206ZM54 247V246H53ZM53 247H52V250H53ZM57 247H59V246H57ZM67 246H65V248H66ZM83 247V246H82ZM81 247V248H82ZM93 247H95V246H93ZM107 247V246H106ZM126 247V246H125ZM124 247V248H125ZM132 247H134V246H132ZM131 247V248H132ZM149 247V246H148ZM188 247V246H187ZM238 247V246H237ZM56 248V247H55ZM59 248H61V247H59ZM69 248H70V246H69ZM79 248V247H78ZM80 248V249H81ZM96 248V247H95ZM99 248V247H98ZM114 248H115V246H114ZM127 248V247H126ZM137 248V247H136ZM150 248V247H149ZM156 248V247H155ZM197 248V247H196ZM195 248V249H196ZM50 249H51V247H50ZM80 249H78L79 251H80V253L82 252V251H84V250H80ZM87 249H89V248H87ZM86 249V250H87ZM90 249H91V247H90ZM105 249H107V248H105ZM104 249V250H105ZM129 249V248H128ZM127 249V250H128ZM138 249V248H137ZM152 249H153V247H152ZM151 249V250H152ZM174 249H177V248H174ZM185 249V248H184ZM198 249V248H197ZM210 248H208V250H209ZM56 250V249H55ZM70 250H71V248H70ZM92 250V249H91ZM94 250V249H93ZM100 250H101V248H100ZM99 250V251H100ZM114 250V249H113ZM121 250V249H120ZM139 250V249H138ZM155 250H157V249H154V251ZM199 250V249H198ZM223 250V249H222ZM234 250V249H233ZM54 251V250H53ZM53 251H51V252H53ZM59 252H60V250H58ZM106 251V250H105ZM115 251V250H114ZM122 251V250H121ZM125 251V250H124ZM182 251H183V248H182ZM197 251V250H196ZM200 251V250H199ZM211 251V250H210ZM57 252V251H56ZM55 252V253H56ZM70 252L71 251H69V253H67V251H66V254H69L70 255ZM130 252V251H129ZM132 252V251H131ZM137 252H139V251H137ZM156 252V251H155ZM158 252V251H157ZM173 252V251H172ZM175 252V251H174ZM176 252H178V250L176 251ZM202 252V251H201ZM228 252V251H227ZM92 254H94L93 252H91ZM95 253H96V251H95ZM99 253V252H98ZM103 253H104V251H103ZM102 253V254H103ZM107 253V252H106ZM117 253V252H116ZM120 253V252H119ZM127 254H128V251L126 252ZM126 253H124L125 255H126ZM135 253V252H134ZM50 254V253H49ZM66 254H64V255H66ZM124 254L122 255V256H124ZM138 254V253H137ZM143 254V253H142ZM156 254V253H155ZM172 254V253H171ZM184 254V253H183ZM87 255V254H86ZM104 255V254H103ZM109 255V254H108ZM107 255V256H108ZM153 255V254H152ZM238 255V254H237ZM57 256V255H56ZM55 256V257H56ZM62 256H63V254H62ZM68 256V255H67ZM77 256V255H76ZM79 256V255H78ZM78 256H77V258H78ZM81 256H82V254H81ZM96 256H98V255H96ZM157 256H158V254H157ZM157 256H156V258H157ZM178 256V255H177ZM183 255H181V257H182ZM225 256V255H224ZM235 256V255H234ZM245 256H246V258H245ZM69 257V256H68ZM80 257V256H79ZM83 257H85L84 255H83ZM117 257V256H116ZM116 257H115V259H116ZM127 257V256H126ZM141 257V256H140ZM139 257V258H140ZM153 257V256H152ZM174 257V256H173ZM180 257V258H181ZM64 256H63V261H64ZM88 258V257H87ZM89 258H90V256H89ZM98 258V257H97ZM109 258V257H108ZM121 258H123V257H121ZM128 258V257H127ZM156 258L154 257V259L156 260ZM160 258V257H159ZM159 258H158V260H159ZM175 258V257H174ZM173 258V259H174ZM182 258H184V257H182ZM187 258V257H186ZM73 259V258H72ZM110 259H112V258H110ZM119 259H120V256H119ZM137 259V258H136ZM228 259V258H227ZM237 259V258H236ZM75 260H76V258H75ZM75 260H74V262H75ZM78 260V259H77ZM93 259H91V261H92ZM95 260H96V257H95ZM133 260V259H132ZM149 260V259H148ZM175 260H177V259H175ZM194 260V259H193ZM192 260V261H193ZM222 260H224V259H221V261ZM234 260V259H233ZM56 261V260H55ZM84 261H85V259H84ZM88 261H89V259H88ZM143 261V260H142ZM198 261V260H197ZM56 262H58V261H56ZM68 262V261H67ZM82 262H83V260H82ZM86 262V261H85ZM98 262V261H97ZM116 261H114L113 263H115ZM128 262V261H127ZM130 262V261H129ZM133 262V261H132ZM154 262V261H153ZM157 262V261H156ZM159 262V261H158ZM190 262V261H189ZM187 263V264H190V263ZM69 263V262H68ZM107 263V262H106ZM131 263V262H130ZM141 263V262H140ZM151 263V262H150ZM222 263V262H221ZM230 263V262H229ZM63 264V263H62ZM72 264V263H71ZM77 264H79V263H77ZM104 264V263H103ZM121 264V263H120ZM123 264H125V260H124V263ZM159 264H160V262H159ZM227 264V263H226ZM231 264V263H230ZM233 264H235V263H233Z\"/></svg>",
    "mask_w": 264,
    "mask_h": 264
}]
</instances>
